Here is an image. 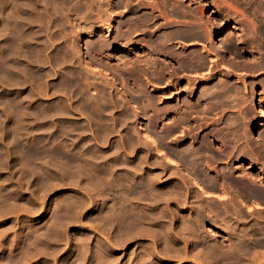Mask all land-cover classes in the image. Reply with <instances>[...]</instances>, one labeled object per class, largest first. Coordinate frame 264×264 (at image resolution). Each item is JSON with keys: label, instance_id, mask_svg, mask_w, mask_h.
<instances>
[{"label": "rangeland", "instance_id": "obj_1", "mask_svg": "<svg viewBox=\"0 0 264 264\" xmlns=\"http://www.w3.org/2000/svg\"><path fill=\"white\" fill-rule=\"evenodd\" d=\"M1 2H0V4L4 1V2H6L5 0H0ZM10 2V8H8V11H13V7L15 8L14 9V11H13V13H12V11L11 12H9V13H12V16L13 15H16V14H18V15H16V17L17 16H26V15H28V17H27V19H25L26 17H24L23 16V18H24V25H23V29H22V32H26L27 30L28 31H30L29 33L31 34V33H34L36 36H33L34 38L36 37V39L33 41V40H30V42L31 41H33L32 43H30L29 42V40H28V42L26 41H24L25 42V44H24V42H23V45H26L25 46V49H24V46H22L23 47V53H24V55H25V50H27V49H31L32 48V46H35L36 48L35 49H37V46H38V48H39V46H40V49L43 51L44 50V48L45 47H47L48 45H50L51 44V41H48V39L50 40V38L52 37V39L53 40H57V41H59V39L60 38H62V41L60 40L59 42H57V41H53L52 39V43H54V45L52 46V44H51V46H49V47H47V48H45V50H48V51H45L44 50V52L46 53V56H48V55H54V56H50L51 57V60H49L48 59V61L46 62H44V61H42V59L41 60H38V64H40V66H39V68L41 67V66H43V68L41 67L40 69H33L30 73L31 74H35L34 76H32V75H30V73L27 75V77L25 76H23V75H20V80H21V78H22V83L21 84H19L20 82H18L19 81V72H20V70L19 69H17V68H20L21 66H19V67H17V68H15L16 69V72H15V70H14V68L12 69V70H14L13 71V73L11 74L12 76H10V78H12V79H15V78H17L16 80H18L17 82H18V85H17V82L15 83V81L16 80H12L11 82H10V80H8L6 83H8V84H6V85H4L5 84V81H6V78L5 77H7V75L9 76V74H7V73H5L4 75H5V77L4 76H2L3 75V72H5L4 71V68H3V71H1L0 73L2 74H0V81H1V84H0V199H1V197H3V199H1V203L3 204H7V206H9V204L8 203H11L12 201H17L16 202V206H15V204H13L14 202H12V205H13V207L15 208L16 207V209H14L13 207H10L9 208V210H6V205H3V207H4V209H3V207H1V212L2 211H4V210H6V212L4 211V213L2 212V213H0V264H9V260H10V258L13 256V257H15L16 255H19V254H21L20 252H22V251H25V250H22V249H26V245H28V243H31V241H33L34 239H35V237H40V236H42V237H44L45 235V237L47 238L48 237V235H50V233L49 232H51V231H49L50 229H49V227H57L58 225L57 224H55V222H58V224H59V221H58V219H59V217L63 214V213H61L63 210H64V212H65V210L67 209L66 208V206L67 207H69V205H71V204H73V201L75 200V199H77L78 201H74L75 203H77L78 202V207H77V204H73V206L76 208V212L78 213L77 215H79V216H77V215H75L76 217H75V219L73 220V221H70V224L68 225V226H66L65 227V230H64V233H65V235L66 236H68L69 237V240L70 241H68V243H66V242H64V243H62L61 245H59V246H57V247H55L54 249H51V250H47V247L45 246V244L44 245H41V246H37L38 247V249L40 250V253H39V255L37 256V257H35V258H31V260L29 259V260H27V261H25L23 264H99V261H100V259H99V254H100V252H102L103 254L105 253V252H103L104 250H102L103 248H102V246H109L110 247V249H109V251H110V253H109V255L108 256H110V257H112V259L110 258V263L112 264L113 263V261H114V263L113 264H134V263H138V264H141V262H137V260H139V261H142V260H144V259H147L146 257H143L144 256V253H143V249H144V246H146V245H149V244H147V243H150L151 241H150V239H145L144 241H139V240H132L130 243H128V244H126V245H121V244H117V243H115L114 242V240H112V239H110L112 242H113V244H112V242L110 243L109 241H107L106 239V237L108 236L107 235V233H106V231L105 230H103V231H105V233H103L102 232V230H100L101 229V227H98L99 225H98V222H97V220H96V222L95 221H93L94 220V217L95 216H99V217H101V216H103L104 215V212H103V210L102 209H104V208H101V207H103L101 204H100V202L99 201H97V200H95V197H93L92 196V199H90L89 197H88V195H87V191H86V186H85V184H83V183H85L84 182V180L83 179H81L80 181H73V180H70L69 179V177L70 176H68V179H67V177H65V175H66V173H67V175H69L68 174V172L70 173V171H71V169H70V167H68L69 169H66L68 172H66V170L64 171V169L65 168H67V167H62V166H60V160L58 159V158H60V159H64V158H69V159H73L72 161H76L75 159L76 158H78V161L80 162V164H79V162L78 161H76V162H70L72 165L74 164V166H75V164H77V165H82L83 163H85L86 161H85V158H86V156H88V157H91L90 159H91V161H92V157H94V154H95V158H93L94 160H95V162L93 163V161L91 162V167L94 169L93 171H95L96 173H97V176L95 175L96 173L95 172H93V171H91L90 172V169H89V171L87 172V173H89L90 175H93L94 174V176H96V177H100L99 175H105V177H106V173H105V169H107L109 166H108V164H110V165H112L113 166V172H112V175H114V177L116 178V175L118 174V177L116 178V179H118V178H120V176H121V174L120 173H118V172H123V168H124V166L126 167V168H130L131 166V169L133 168V170H134V173H133V171H132V175L133 174H135L136 172H138V170L139 171H141V173H142V175H148V176H153V175H161V177H160V180L161 181H158V182H155V185H157L156 187L157 188H160V189H162V190H164V192L167 190H169V189H167V186H168V188H170V187H172V186H174V185H178V184H180V183H182L181 182V180H180V178L179 177H177V178H175L174 176H171L170 175V173L173 171V169H170V168H166V167H164L163 165H156L155 163L156 162H158V163H162V162H164V159L161 157L160 158V156L158 155V153H157V151H158V149L155 147L154 148V146L151 144V143H149V141H148V139H147V137L148 136H146V134H148L149 135V133L148 132H150V135H153L154 134V137H156L155 139L157 140V142L159 143V141H160V144H161V146H160V144H159V149L160 150H170V149H172V146H173V144H174V142H176L175 141V136H177L179 133H181V132H178V134L177 133H170V132H168L167 133V131H170L169 130V128H171L174 124L175 125H179L180 127H182V122L180 121V120H183V119H187V117H188V115L190 116V117H188V120L187 121H185V122H183V125H184V123H185V125H184V128H186V129H188V128H190V127H194L195 129L193 130V132H191L190 134H188L182 141L183 142H181V145L182 146H180V147H189L190 145H192L194 142L196 143L195 144V146L197 147V145H199V142L202 140V137H203V139L205 138V136H207V134L208 133H210L212 136H210L208 139H209V141L211 142V140H212V143H210L211 145H209V150L207 151V153H208V155L205 153V157L202 159V160H204V162H205V168L204 169H208V170H210L211 172H210V174L212 175V176H217V177H219V178H223V177H227V176H230V177H237V176H239V177H237V178H243V177H247V175L249 176L250 175V177H252V179H253V181H252V185L253 186H255V187H261V185L262 186H264V152H262L261 150H258L256 147V145H257V143L259 142V139H257V137H258V135H259V127H257L258 126V123L260 122L259 120H261V112H259L258 111V109L260 108V103H262L263 101H264V52H263V50L261 51V49H259V46L257 45V40H252L251 38H252V35L251 34H253V30H252V28L251 27H253L254 28V24L255 23H259V18H260V16H261V20L262 21H264V18H263V16H264V14L262 15L261 14V12L262 13H264L263 11H262V9L264 10V6H262L257 0H245V1H243V0H237V1H235V0H232V1H230V0H185V1H183V0H178V1H176V0H155V2H154V0H152V2H151V0H136V1H141V3H136V1L134 2L133 0H100L99 2L102 4L101 6H100V8H103V9H100V8H95L94 6H98V5H100V4H98L99 2H98V0H94V3L92 2V0H89L88 1V3H86L87 2V0L86 1H84V2H81V1H83V0H72V1H68L67 3L68 4H66L65 3V1L66 0H55L53 3H55V2H60V4L62 5H64V3L67 5V6H69L68 8H69V10H67L68 8H66L65 7V5H64V9L66 10V11H68V12H66L65 10H63V9H61L60 7H62V6H54V5H49V2L51 3L52 1L51 0H38V2H37V4H38V7L37 8H39L38 9V12L40 11V13H37L39 16H40V14L41 13H43V12H46V13H43V14H41V15H48L47 13H49V14H52L53 13V15H54V17H55V19H56V21H54V22H56L54 25H53V23L54 22H52V20H51V22L52 23H50V20L48 19V16H44L45 17V20H44V17L43 16H41L40 17V20L42 19V20H44V24H43V22H40L39 21V18L38 17H36L35 16V12H34V10H33V5L32 4H34V2H35V0H24V2H23V0H19L20 1V3L24 6V5H26V6H20L19 4V1H17V0H14L15 2H14V4H16L15 6H13L14 4H12L11 2H13V0L11 1V0H9ZM25 1H26V3H25ZM64 1V2H63ZM78 1H80V2H78V5L80 4V3H85V5H88L89 7H91V8H88V6H86L87 7V9H88V11H92L91 9L92 8H94L93 10L95 11V12H98L99 14H97V13H95L94 11L92 12V13H90V12H88L87 11V9H86V11L88 12V14H87V12H85L84 14H85V19L87 20V21H89V23L85 20L84 21V16H83V18L82 17H80L79 15L82 13V11H75V9H76V4H77V2ZM102 1V2H101ZM130 1H133V3L132 2H130ZM144 1V2H143ZM158 1V2H157ZM166 1V2H165ZM210 1H211V3H210ZM226 1V2H225ZM240 1V2H239ZM250 1H251V3L252 4H250ZM253 1H255L254 3H253ZM3 2V3H4ZM18 2V3H17ZM29 2V3H28ZM31 2V3H30ZM69 2H73V3H69ZM91 2V3H90ZM96 2V3H95ZM109 2V3H108ZM112 2H115V3H112ZM116 2H118V4L116 5ZM124 4H123V3ZM125 2H127L126 4H125ZM129 2L131 3L130 4V6H129V8L127 7L128 5L127 4H129ZM143 2V3H142ZM161 2V3H160ZM162 2H163V4H162ZM173 2V3H172ZM176 2V3H175ZM230 2H232L231 4H232V6H231V4H230ZM237 2H239V3H237ZM247 2V4H245ZM249 2V3H248ZM2 3V4H3ZM41 3V4H40ZM89 3H90V5H89ZM93 3V4H92ZM112 3V4H111ZM135 3H136V5H135ZM150 3V4H149ZM152 3H154L153 5L154 6H151L152 5ZM159 3H160V5L162 6V8H163V10H161L162 12H160V8H161V6H158L159 5ZM165 3H168V5L170 4H173V5H171V6H173V8L172 7H170V6H168L167 4L166 5H164ZM180 5H179V4ZM225 4L226 6H222L221 4ZM235 3H236V7H234L235 6ZM12 4V5H11ZM19 6H18V5ZM29 4H30V6H29ZM45 4V5H44ZM46 4H48V5H46ZM55 4H58L59 5V3H55ZM69 4H72V5H75V6H72L71 5V9H70V5ZM97 4V5H96ZM109 5V7H108V5ZM121 4V5H120ZM133 4V5H132ZM141 4V7H139V5ZM174 4H176V5H174ZM214 4V5H213ZM218 4V5H217ZM230 4V5H229ZM237 4H239L241 7H242V5L243 6H245V5H248V6H246V7H238V5ZM257 5V4H260L261 6H259L258 8H257V10H259V8H260V12H258V11H255V13H254V10H253V7H254V5ZM41 7H40V6ZM91 5H93V7L91 6ZM107 7H106V6ZM118 5H120L121 7H119ZM122 5H124V6H122ZM126 5V6H125ZM135 5V6H134ZM145 7H144V6ZM147 5V6H146ZM156 5V6H155ZM185 5V6H184ZM221 5V6H220ZM234 5V6H233ZM13 6V7H12ZM17 6H18V8H22L21 10H22V14L20 13V11L21 10H19V11H16V10H18V8H17ZM105 6V7H104ZM117 6H118V8H117ZM174 6L177 8V9H175L174 8ZM177 6H182V7H180L182 10H185L186 11V13L183 15L184 16V18H180V17H183L182 15L180 16V13H176L175 11L177 10H179V11H182L179 7H177ZM216 6V7H215ZM217 6H218V9H217ZM1 8H0V20H2V21H0V22H2L3 23V15H4V17L5 16H7L6 14H8V12H7V10L4 12V10L2 9L3 8V6L1 5L0 6ZM28 7V8H27ZM30 7V8H29ZM55 7H59V10L57 9V8H55ZM74 9H73V8ZM99 7V6H98ZM126 7L129 9H127L126 10ZM133 7V8H132ZM138 8V9H136L135 10V8ZM143 7V8H142ZM148 7V8H147ZM153 7V8H152ZM156 7V8H155ZM167 7V8H166ZM248 7H249V9H248ZM250 7H251V9H250ZM262 7V8H261ZM12 8V9H11ZM31 8H32V10H31ZM44 8H45V10L47 9H49L48 11L46 10H44ZM104 8L106 9V11L105 12H103L104 11ZM110 8H111V10H110ZM116 8V9H115ZM230 8V9H229ZM235 8H240V9H235ZM24 9H25V11H24ZM95 9H97L98 11H96ZM99 9L102 11H99ZM113 9V10H112ZM116 11H115V10ZM133 9V10H132ZM146 9V10H145ZM151 9H153L152 11H151ZM156 9V10H155ZM165 9H167V10H165ZM170 9V10H169ZM171 9H173L172 11H174L173 13L174 14H177V15H173V16H175V17H177L178 18V16H179V18L178 19H175V17H173L172 16V11H171ZM187 9V10H186ZM217 9V10H216ZM234 9V10H233ZM245 11V12H243V10ZM248 9V10H247ZM2 10H3V12H2ZM30 11V13H31V11H32V13L30 14L29 13V11ZM43 12H42V11ZM55 11V13L54 12H52L51 13V11ZM61 10V11H60ZM63 10V11H62ZM73 10L75 11L73 14H71L70 12H73ZM137 10H138V12H137ZM154 10H155V12H154ZM164 10H165V12H166V14H164L165 12H164ZM199 10V11H198ZM219 10V11H218ZM221 10V11H220ZM228 10V11H227ZM235 10H236V12L238 13H236L235 12ZM250 10V11H249ZM26 11H28L27 13H26ZM50 11V12H49ZM59 11H60V13H59ZM110 11H112V12H115V13H112V12H110ZM127 11H131L130 13L129 12H127ZM136 13H135V12ZM171 13H170V12ZM187 11H190V12H187ZM191 11H193V13L196 15H194L193 13H191ZM242 11V12H241ZM253 11V12H252ZM14 12L16 13V14H14ZM17 12H19V13H17ZM25 12V13H24ZM79 12H81V13H79ZM84 12V11H83ZM108 12V13H107ZM123 12H125V14L123 13ZM133 12V13H132ZM145 12V14H147V13H149V14H151V15H147V16H149L148 17V19L147 20H149L151 17V19H150V21H151V23H150V21H147L145 18L147 17L145 14H143ZM147 12V13H146ZM164 12V13H163ZM196 12V13H195ZM248 12H249V14L251 13V16L250 15H248ZM258 14H257V13ZM62 13L64 14L63 16H62ZM93 13H94V16H93ZM102 14V16L101 17H103V15H105V14H108L107 16L105 15L104 17H106L105 19H106V22H108V23H105V19L103 18V20H101V17L99 16V15H101ZM109 13H110V15H109ZM187 13H189V16H188V14ZM243 13H245V14H243ZM254 13V15L252 16V14ZM3 14V15H2ZM20 14V15H19ZM26 14V15H25ZM57 14V15H56ZM59 14V15H58ZM66 14V15H65ZM71 14V15H70ZM76 14L79 16V18L80 19H82V20H80L79 18H77V16H76ZM96 14H97V16H99L98 18L96 17ZM114 14V15H113ZM116 14V15H115ZM121 14H122V16H121ZM135 14V15H134ZM142 14V15H141ZM152 14H153V16H156V17H154L153 18V16H152ZM169 14H171V16L173 17H171ZM187 14V16H185ZM192 14V15H191ZM199 14V15H198ZM258 15L257 17H258V20L256 19V17H255V15ZM260 14V15H259ZM10 15V14H9ZM30 15V16H29ZM37 15V16H38ZM68 15V16H67ZM72 15H73V17L75 16L76 17V19H71V18H73L72 17ZM88 15V16H87ZM92 15V19H94L95 20V22L94 21H92V19H88V18H90L89 16H91ZM125 15H127V16H125ZM137 15V16H136ZM138 15H140V16H138ZM144 15V16H143ZM159 15H160V17H159ZM163 15L165 16H167V18H169L168 20L166 19V18H163ZM190 15L191 16H194V18L195 19H197V20H195V23H193L194 22V18L193 17H190ZM239 15V16H238ZM241 15V16H240ZM58 16V17H57ZM64 16L66 17V18H64ZM81 16H82V14H81ZM111 16V17H110ZM122 18H121V17ZM129 16V17H128ZM131 16H133V17H131ZM143 17V18H141L142 19V22L143 21H145L146 20V22H143V24H145V25H143L144 27L143 28H141L142 26H141V23L139 22V23H137L139 26L137 27V25H133V22L135 23V22H138V19H140V18H138V17ZM165 16V17H166ZM198 16V17H197ZM244 16V19L242 18ZM245 16H248V18L247 17H245ZM252 18V20H251V18ZM13 17H15V16H13ZM31 17H32V19H31ZM34 17V18H33ZM35 17L37 18V20L39 21V24L40 23H42V25L40 24H38V21H36V19H35ZM60 17H62L63 19H64V21H63V19H61ZM74 17V18H75ZM107 17H109V19L107 18ZM130 17H131V20H130ZM190 18L189 20H188V18ZM197 17V18H196ZM199 17H200V19H199ZM202 17V18H201ZM97 18V19H96ZM100 18V19H99ZM120 18V20H119V23H117L118 21V19ZM125 18V19H124ZM127 18V19H126ZM136 18H137V20H136ZM156 18V19H155ZM161 18V19H160ZM187 18V19H186ZM192 18V19H191ZM240 18L242 19V20H240ZM57 19H59V21H60V19L62 20V21H60L59 23H57L58 21H57ZM65 19H67L68 21H70V22H67V20L65 21ZM72 21H71V20ZM78 19V20H77ZM99 19V20H98ZM115 19V20H114ZM140 19V20H141ZM182 19H184V21L186 20V22L184 23L183 22V24H182ZM245 19H247L246 21H245ZM256 21H254V20ZM80 20V21H79ZM112 20V21H111ZM114 20V21H113ZM124 20V21H123ZM129 22H128V21ZM173 20V21H172ZM176 20H178V21H180L181 20V22H178V21H176ZM193 20V21H192ZM201 20H204V22L203 21H201ZM28 21L30 22V23H28ZM31 21H34L33 22V24H31L32 22ZM85 23H84V22ZM90 21H91V23H90ZM98 21H102V22H98ZM121 21H123L122 23H121ZM127 21V22H126ZM163 21H164V23H163ZM187 21H188V25H187ZM197 21H198V23H197ZM199 21H201V22H199ZM205 21H206V23H207V21H209L208 23H211L212 25H209V27H208V25L205 23ZM240 21H242L241 23H240ZM247 21H249V24H248V22ZM258 21V22H257ZM45 22H47V23H45ZM62 22H64V23H62ZM65 22H67L66 24H65ZM74 22V23H73ZM80 22V23H79ZM87 22V23H86ZM94 22V23H93ZM98 22V23H97ZM106 24H104V23ZM149 22V23H148ZM156 22V23H155ZM159 22H161V23H159ZM166 22V23H165ZM171 22V24H172V22H173V26L171 25V24H169ZM176 22H178V23H176ZM247 24H246V23ZM252 22H255V23H252ZM2 23H0V26H1V31H0V34L3 32L2 31V27H4V26H2ZM26 23L28 24V25H26ZM34 23H36V25L37 26H32V25H35ZM70 23H72L73 24V26H72V24H70ZM82 23H83V25H82ZM99 23H101L102 25L100 26V24ZM113 23V24H112ZM125 23V24H124ZM128 25H127V24ZM131 23H132V25H131ZM205 23V24H204ZM250 23L251 24H253V25H250ZM4 24V23H3ZM30 24H31V29H29V26H30ZM50 24V25H49ZM78 24V25H77ZM82 26H81V25ZM91 24V25H90ZM94 24V25H93ZM95 24H99L98 26H96ZM111 25L112 27L111 28H109L108 27V25ZM118 24V25H117ZM136 24V23H135ZM155 24V25H154ZM158 24V25H157ZM160 24V25H159ZM162 24V25H161ZM166 24H168V25H166ZM179 25L178 27L177 26H175V25ZM191 26H190V25ZM193 24H195L196 26H195V28H198V26H199V24L202 26V28H203V26H205L204 28H208V30H209V28H210V31H208L207 29H206V31H208L207 33H209V34H207V35H209L208 37H207V40L208 41H210V42H208L207 40L205 41V40H203V39H200V38H194L195 36H192V34H194V32L197 30H195L194 31V25ZM203 24V25H202ZM235 24H238L239 25V27L240 26H242V27H244V28H242V32L240 31V32H237V33H235L234 35H230V34H228V31H229V29H230V27L231 26H233V25H235ZM257 24H255V25H257ZM260 24V23H259ZM258 24V25H259ZM47 25V26H46ZM57 25V26H56ZM61 26V28H62V30H61V28H60V26ZM63 25V26H62ZM116 25H117V27H116ZM119 25H120V29H118L119 28ZM121 25H122V27H121ZM124 25V26H123ZM126 25V26H125ZM130 25V26H129ZM151 25H154V26H152L151 27ZM157 25V26H156ZM171 25V26H170ZM183 25H187L189 28H191V30L188 28H186L185 26H183ZM193 25V26H192ZM206 25H207V27H206ZM214 25V26H213ZM217 25V26H216ZM257 25V26H258ZM38 26H40L41 28H39V29H41L39 32H38ZM52 26V27H51ZM54 26V27H53ZM71 26V27H70ZM78 26V27H77ZM87 26V27H86ZM88 26H91V27H88ZM96 26V27H95ZM103 26V27H102ZM133 28H132V27ZM141 26V27H140ZM159 26V27H158ZM160 26H162V28L164 29H162ZM182 27V30H180L181 29V27ZM212 26V27H211ZM256 26V27H257ZM48 27H50V29L48 28ZM57 27V28H56ZM60 28V30H59V28ZM66 27V28H65ZM77 27V30H76V32H75V28ZM104 27H106V28H104ZM126 27H128V28H126ZM132 29H131V28ZM151 27V28H150ZM154 27V28H153ZM164 27H166V28H164ZM169 27H170V29L171 30H173V31H171L170 29H169ZM173 27V28H172ZM250 28V32H252L251 34H249V28ZM26 28V29H25ZM48 28V29H47ZM73 28V29H72ZM87 28H89V31L87 30ZM108 28V29H107ZM117 30H116V29ZM136 28V29H135ZM138 28V29H137ZM139 28H141L140 30H143V32H140V30H139ZM180 28V29H179ZM203 28V29H204ZM47 29V30H46ZM78 29H82V30H78ZM87 30V31H83V30ZM101 29V30H100ZM105 29V30H104ZM126 30V29H131L130 31L129 30H126V31H122V30ZM134 29H135V31H134ZM156 29V30H155ZM166 29V30H165ZM179 29V30H178ZM34 30H36V31H34ZM43 30V31H42ZM50 30V31H49ZM98 30V31H97ZM116 30V31H115ZM139 30V31H138ZM146 30V31H145ZM147 30H149V31H147ZM151 30H152V32H151ZM153 30H155V31H153ZM168 30H170L171 32V39H172V37L174 38V37H176L175 36V34H177V30H178V34H181V32H182V34H183V32L185 33V32H188L190 35V37H187L188 39H186L185 37H183L182 36V34L181 35H178L177 34V38L178 39H175L174 38V40L172 39V42L170 41L169 42V44H171L172 45V51H174V52H172V54H170V55H168L167 54V50H165L166 51V53L165 54H163V53H161V55H158V56H155V54L153 53V56L151 57V59L153 58V60L156 62V66L154 65L153 67H154V69L152 68V66L148 69V68H146L145 69V67H149L150 65H149V62H142L143 64H141V65H144V66H141V68H142V70L141 71H139V73H135L136 71H134L133 72V70L129 73V72H127V71H129L130 69H131V66H129L128 65V67H124V65H122V66H120L121 65V61L124 63V61H131L130 63H132V62H134V57H136L137 59H135V60H139V58H140V60L139 61H143L144 59L145 60H148L149 59V57H148V54H146L147 53V51H148V49L151 47H153V44L152 43H154L155 42V40L162 34V33H164L165 35H167V38L166 39H170V37H168V33H169V31ZM27 31V32H28ZM33 31V32H32ZM77 31H78V33H77ZM100 31V32H99ZM102 31V32H101ZM105 31V32H104ZM107 31V32H106ZM115 33H114V32ZM118 31H121V32H118ZM132 31H134V32H132ZM159 33H158V32ZM165 31H167L166 33H165ZM192 31H194V32H192ZM38 32V33H37ZM43 34H42V33ZM82 32V33H81ZM113 32V33H112ZM127 32V33H126ZM129 32V33H128ZM147 32H150V33H147ZM173 32H176L175 34L173 33ZM190 32H192V33H190ZM211 32V33H210ZM38 34V36H37V34ZM40 33H41V36H40ZM47 33V34H46ZM65 33V34H64ZM116 33H117V35H116ZM122 34L123 36H121V35H119V34ZM132 33V34H131ZM134 33V34H133ZM137 33V34H136ZM141 33V34H140ZM170 33H169V36H170ZM172 33H173V35L174 36H172ZM240 33V34H239ZM243 33H244V35H243ZM246 33L248 34V36H246ZM3 34V33H2ZM13 34V33H12ZM50 34V35H49ZM61 34V35H60ZM106 34V35H105ZM136 34V35H135ZM146 34V35H145ZM147 34H149V35H147ZM157 34H160V35H157ZM210 34H211V37H210ZM237 34H239V35H237ZM24 35V34H23ZM56 35V36H55ZM77 35V36H76ZM121 37V40H120V38H118L119 36ZM131 35V36H130ZM219 35V36H218ZM228 35V36H227ZM243 35V36H242ZM251 37H250V36ZM40 36V37H39ZM63 36H64V38H63ZM112 36V37H111ZM127 36H128V38H127ZM130 36V37H129ZM141 36V37H140ZM163 36V38H164V35H162ZM161 36V37H162ZM179 36H181V37H183V38H185V39H183V38H181V37H179ZM49 37V38H48ZM118 39H116V38ZM125 37V38H124ZM132 37V38H131ZM134 37V38H133ZM143 37V38H142ZM227 37V38H226ZM243 37H244V39H243ZM246 37H247V39H246ZM250 37V38H249ZM111 38V39H110ZM127 38V39H126ZM131 38V39H130ZM144 39V40H142V39ZM151 38H156L155 40L153 39H151ZM194 38V39H193ZM210 38H211V40H210ZM223 39L222 41L224 42V45L226 46L225 48L227 49V51H228V54H225V55H218V54H216L215 52L214 53H211V55H209V56H207V54L204 52V50L202 51V49L204 48L205 49V46H206V49L208 48V51H210V50H212V47H213V44H214V42L216 41V40H219V39ZM226 38V39H225ZM40 39H41V42H43L44 40H46L48 43L50 42V44H47V42L45 43V42H43V44L42 45H39V41H40ZM150 39V40H149ZM199 39V40H198ZM227 39H229L228 41H227ZM36 40H38V41H36ZM64 40H65V42H64ZM71 40V41H70ZM105 40V41H104ZM109 40H112V41H110L109 42ZM117 40V41H116ZM123 40H125V41H123ZM128 40L130 41V43L128 42ZM133 40H135V41H133ZM137 40V41H136ZM152 40V41H151ZM176 40V41H175ZM201 40V41H200ZM247 40H249L248 41V43H247ZM252 40V41H251ZM38 43V45L37 44H35L36 42ZM95 41V42H94ZM103 41L104 42H109V43H112L113 41H115V43L114 44H112L108 49H106V50H103V52H101L102 50H100L99 52H98V54H97V51H95V53H94V51L92 52L90 49H93L94 47H92L93 46V44L95 43H103ZM133 41V42H132ZM140 41H142V43L140 42ZM145 42V44H144V42ZM149 41V42H148ZM207 43H205V42ZM211 41H213V42H211ZM242 41H244V42H242ZM2 42V43H1ZM5 39L2 37H0V45H2L3 43V45L2 46H0V51L1 52H3V50H5V46L4 45H6L5 44ZM56 42V43H55ZM73 44H72V43ZM92 42H93V44H92ZM127 42V45H125V44H123V43H126ZM250 42V43H249ZM7 43V42H6ZM58 43V44H57ZM60 43H62V44H64L63 46H62V44L61 45H59ZM69 43H70V45H69ZM90 43V44H89ZM149 43L150 44H152V45H149ZM210 43V44H209ZM213 43V44H212ZM248 45H247V44ZM253 44V46H252V44ZM29 44H31V45H29ZM69 45L70 47H67V45ZM88 44V45H87ZM144 44V45H143ZM184 44V45H183ZM190 44V45H189ZM202 44H203V46H202ZM255 44V45H254ZM29 45V48H26L27 46ZM37 45V46H36ZM57 47H59V48H57ZM87 45V46H86ZM91 46V48H90V46ZM251 45V46H250ZM257 45V46H256ZM7 46V45H6ZM43 46V47H42ZM86 46V47H85ZM126 46V47H125ZM140 46V47H139ZM146 46V47H145ZM147 46H149V48L147 47ZM212 46V47H211ZM236 47L237 49H239V48H241V49H239L237 52H235V50H234V47ZM251 48H250V47ZM2 47H3V49H2ZM31 47V48H30ZM63 48V50L65 49V51H61L62 50V48ZM67 47V48H66ZM232 47H233V49H232ZM56 48V49H55ZM69 48V49H68ZM86 48V49H85ZM88 48H90V49H88ZM128 48V49H127ZM131 48V49H130ZM135 48V49H134ZM150 48V49H151ZM183 48H184V50H183ZM250 48V49H249ZM52 49V50H51ZM57 49H61V50H58L59 51V53H60V55H58L59 53H56V52H58L57 51ZM128 50L127 51V54L126 53H116V51H119V50ZM145 49V50H144ZM32 50V49H31ZM56 50V52H54V51ZM67 50H69V51H67ZM71 50H73L74 51V54L72 55V56H70V58H68L67 57V62H71L72 61V63H67L66 62V60H64L63 61V58H61L62 57V55H64L65 54V52H69L70 53V51ZM90 50V51H89ZM232 50H234V51H232ZM251 50V51H250ZM253 50V51H252ZM257 50V51H256ZM259 50H260V53H259ZM51 51H53V52H51ZM72 51V52H73ZM139 51V52H138ZM143 51H145V52H143ZM256 51V52H255ZM63 52V54H61ZM71 52V53H72ZM76 52V53H75ZM132 52V53H131ZM179 52V53H178ZM180 52H181V54H180ZM187 52V53H186ZM212 52V51H211ZM231 52V53H230ZM261 52H262V54H261ZM22 53V54H23ZM41 52L39 51V55H40V58H41V56H43V55H41L40 54ZM54 53V54H53ZM91 53V54H90ZM141 53V54H140ZM185 53V54H184ZM202 53V54H201ZM232 53H234V55H232ZM261 54V55H259V54ZM44 54V53H43ZM97 54V55H96ZM113 54H114V56H113ZM118 54V55H117ZM122 54V55H121ZM136 54V55H135ZM145 54V55H144ZM163 54V55H162ZM173 54H174V56H173ZM183 54V55H182ZM186 54H188V55H186ZM193 54V55H192ZM197 54H200V55H197ZM205 54H206V56H205ZM24 55H22L23 57H26L27 56V54H26V56H24ZM45 55V54H44ZM56 55H58L60 58H61V60L63 61V62H65V63H63L61 60H60V63H58V60H59V57L58 56H56ZM74 55L76 56V57H74ZM87 55V56H86ZM94 55V56H93ZM132 55V56H131ZM139 55H141V56H139ZM177 55V56H176ZM182 55V56H181ZM91 56H92V59H91ZM118 56L120 57V60H119V58H118ZM125 56V57H124ZM147 56V57H146ZM164 56V57H163ZM167 56H169V57H167ZM170 56H173V57H170ZM179 56V57H178ZM181 56V57H180ZM187 56L189 57V59L187 58ZM195 56V57H194ZM201 56H203V57H201ZM212 56V57H211ZM231 56V57H230ZM257 56H259V57H257ZM49 57V56H48ZM47 57V58H48ZM54 57V59H52ZM71 57H72V60H71ZM122 57V58H121ZM129 57V58H128ZM216 57V58H215ZM234 57V58H233ZM96 58H98V60L99 61H97V59ZM114 58H116V59H114ZM126 58V59H125ZM155 58H158V59H160V60H156ZM172 58V59H171ZM180 58H182V59H184L183 61H185V62H187L188 60L191 62L192 60L194 61V63H192L193 64V66H192V64H190L189 63V61L187 62L189 65L188 66H190L189 67V69H188V66H185L184 65V69L186 70H184L183 71V73L181 72L182 70H183V68L180 70V72H178V74H176V76H173V77H175V78H173V77H170L171 76V68H174V67H176L177 66V63H175V61L177 60V59H180ZM193 58V59H192ZM198 58V60H200V59H206V60H209L210 58L211 59H213V58H215V60H217L218 62H219V64H221L220 66L221 67H218L217 69H215V71H217V73L215 74V75H213V76H210L207 72L209 71L208 70V68H209V66H210V64L208 63V64H206V66H204L203 68H200V62H201V60L200 61H197L196 59ZM221 60H220V59ZM229 58H231V59H229ZM236 58V59H235ZM20 59H22V57L20 58ZM57 61H56V60ZM68 59H70L69 61H68ZM75 59V60H74ZM128 59V60H127ZM132 59V60H131ZM186 59H188V60H186ZM233 59V60H232ZM0 60H2V61H4L3 59H0ZM53 60L55 61V62H57L56 64H52V62H53ZM80 60V61H79ZM173 60V61H172ZM175 60V61H174ZM1 61V62H2ZM44 63V65H43V63ZM79 61V63H77V62ZM87 61H89L88 63H87ZM91 61V62H90ZM161 61V62H160ZM192 61V62H193ZM222 61V62H221ZM0 62V63H1ZM5 62V61H4ZM4 62H2L1 63V66H0V68L1 67H4V65L5 64H7L6 62H5V64H4ZM40 62V63H39ZM49 62V63H48ZM74 62H76L77 64H75ZM81 62V63H80ZM88 64H86V63ZM95 62V63H94ZM102 62H105L104 64L102 63ZM159 62V63H158ZM163 62V63H162ZM168 62V63H167ZM198 62H199V64H198ZM221 62V63H220ZM225 62H227V63H225ZM246 64H245V63ZM41 63H42V65H41ZM61 63H63V64H61ZM90 63V64H89ZM107 63V64H106ZM162 63V64H161ZM167 63V64H166ZM173 63H175L174 64V67H173ZM228 63H233L231 66L232 67H230V65H228ZM242 63H244V64H242ZM250 64V66L248 65V64ZM45 64H49L48 66L50 67V69H49V67H47V65H46V67H44L45 66ZM58 64V65H57ZM59 64L61 65V66H59ZM66 64V66H64ZM74 65L75 66V68L72 66H68L67 67V65ZM80 65V67H79V65ZM110 64V65H109ZM161 64V65H160ZM226 65V66H224V65ZM9 65H12L13 66V64H8V66ZM52 67H51V66ZM59 66V68L56 70V67L57 66ZM82 65L84 66L82 69L84 70V68L86 67L87 69H92L91 71L92 72H95V68H96V73H92L90 70L89 71H87L86 70V68H85V70L87 71V72H89V73H82L81 72V67H82ZM86 65V66H85ZM107 65V66H106ZM116 65H117V67H120V68H118V70H115V69H117V67H116ZM149 65V66H148ZM163 65V66H162ZM176 65V66H175ZM235 65V66H234ZM239 65V66H238ZM243 65H245V66H243ZM8 66L7 65H5V68L7 67V69H9L8 68ZM56 66V67H55ZM77 66H78V68H77ZM102 66V67H101ZM105 66L106 67H108V68H106V70H105ZM160 66H161V68L162 69H159L160 68ZM195 66V67H194ZM247 66L248 67H251V68H253V67H255V69H251V68H247ZM88 67H90V68H88ZM93 67H94V69H93ZM101 67V68H100ZM116 67V68H115ZM157 67V68H156ZM159 67V68H158ZM171 67V68H170ZM193 67V68H192ZM238 67V68H237ZM239 67H240V69H239ZM245 67V68H244ZM68 68H69V71H71L70 73H72V71H73V69L72 68H74V69H76V71H77V69H79L77 72H80V74H85V76H87L88 74L90 75L89 77L90 78H92L91 79V81L93 80V82L92 83H94V81H95V86L94 85H92V83H91V85H90V78H88V76H87V78L89 79H87V81H86V83L89 85V86H91L92 88H95L96 90H92V91H90V95H92V93H94L93 95H92V97H97V101L96 102H98V105H97V103H95L94 105L96 106H94V108L95 109H93V112H92V114L94 113V112H96V114H93V116H90V115H92V114H90V112H89V114H85L86 112L88 113V111H86V109H81V108H79V107H81V105L80 104H83V100H81L80 98H78V96H76V94L74 93L73 94V92L71 93V92H69V93H71V95H69V93L67 92V90L68 91H70L68 88H66V91H64V89L63 88H65V87H63V88H61L62 87V85H61V83H60V81L62 80V77H63V74L65 73L64 72V69H65V71L66 70H68ZM112 68V69H111ZM123 68H124V71L128 68L129 70H126L125 72L123 71ZM191 68V69H190ZM226 68H227V70H226ZM236 68V69H235ZM247 68V69H246ZM259 68V69H258ZM21 70H23L22 68H20ZM49 70V71H51V72H49V73H51L50 75H51V77H49L50 75H47V77H48V79H47V77L45 78V74L43 73V72H45L46 74H49L48 72H47V70ZM99 69V70H98ZM103 69H104V71H103ZM119 69H121V70H119ZM159 69V71L162 73V75H160L159 73L160 72H158L157 70ZM168 69H169V72H167L168 71ZM188 69V70H187ZM233 71H232V70ZM250 69V70H249ZM1 70H2V68H1ZM10 70H11V67H10ZM19 70V71H18ZM35 70V71H34ZM38 70H40V71H42L41 73H43V74H41L40 73V75L38 74L37 75V73L39 72ZM59 70H61V73L59 72ZM84 70V71H85ZM102 71V73H99V72H101ZM161 70H165L164 72L163 71H161ZM167 70V71H166ZM201 70V71H200ZM229 70H231V71H229ZM237 70V71H236ZM18 71V72H17ZM36 71H37V73H36ZM54 71V72H53ZM57 73H56V72ZM69 71H66V73L64 74L65 75V77H66V75L68 74L69 75V73H67V72H69ZM75 70L73 71V72H75V73H77ZM83 71V72H84ZM106 71H108V76H107V72ZM118 71V72H117ZM120 71H122L123 73H125V74H122V72L120 73ZM144 72V74H142L143 72ZM158 72V73H156V72ZM248 71V72H247ZM250 71V72H249ZM15 72V73H14ZM59 72V73H58ZM135 73V74H131V73ZM214 72V71H213ZM10 73V72H9ZM92 73V74H91ZM98 73V74H97ZM112 73V74H111ZM128 73H129V75H128ZM149 73H150V75H151V77L153 78H149L148 77V79H147V75L148 76H150L149 75ZM154 73V74H153ZM181 73V74H180ZM219 73V74H218ZM15 74H17V75H15ZM55 74V75H54ZM77 74H79V73H77ZM76 74V75H77ZM104 74V75H103ZM116 74V75H115ZM131 74V75H130ZM136 74H138V75H136ZM141 74V75H140ZM156 74V75H155ZM159 74V75H158ZM169 74V75H168ZM181 76H180V75ZM186 74V75H185ZM14 75H15V77H14ZM30 75V76H29ZM41 75H42V77H43V75H44V78L42 79V77H41ZM56 75H58V76H60V77H58V76H56ZM91 75H93V76H91ZM99 75V76H98ZM111 75V76H110ZM117 75H119V76H117ZM128 75V76H127ZM132 75H135L134 77H137V78H135V80L137 79V81H135L134 80V77L132 76ZM229 75V76H228ZM24 78H23V77ZM35 76H37L36 77V79L38 78V80L39 81H37V80H35V79H33V78H35ZM52 76H55V77H52ZM106 76V77H105ZM130 76H132V78H133V81H132V79L130 80ZM139 76V77H138ZM140 76H142V78L144 77L145 78V76H146V78L145 79H140L141 77ZM154 76V77H153ZM157 76V77H156ZM162 76H165V77H162ZM180 76V77H179ZM14 77V78H13ZM29 77V78H28ZM31 77H32V79H33V81H35V83L32 81V79H31ZM41 77V78H40ZM65 77H63V79H66V78H68L69 76H67L66 78ZM112 77V78H111ZM119 77V78H118ZM124 77H126V79H124ZM159 77H162V78H159ZM170 79H169V78ZM2 78H4V81H2L3 79ZM9 78V79H10ZM26 78H28V81H31V82H33L34 84H37V85H34L33 83H31V82H26V81H24V79H26ZM60 78V79H59ZM106 78V79H105ZM108 78V79H107ZM110 78V79H109ZM128 78V79H127ZM157 78V79H156ZM173 78V79H172ZM7 79H8V77H7ZM31 79V80H30ZM46 79H47V83L46 82H44V81H46ZM57 79V80H56ZM177 79H179V80H177ZM42 80V81H41ZM44 80V81H43ZM111 80V81H110ZM125 80H127V81H125ZM142 81V84H141V81ZM143 80H145V81H143ZM149 81V82H147V81ZM44 82L43 84L41 83V82ZM59 81V82H58ZM88 81H90L89 83H88ZM123 83H122V82ZM132 81V82H131ZM2 82H3V85H2ZM24 82V83H23ZM26 82V83H25ZM39 82H40V84H39ZM58 82V83H57ZM99 82V84H97V83ZM104 82H105V84H104ZM110 82H111V84H110ZM117 82V83H116ZM125 82H126V84H125ZM137 82V83H136ZM140 82V83H139ZM220 82V83H219ZM12 83H15L14 85L12 84ZM27 83H29L28 85H26ZM48 83H49V85H48ZM58 85H57V84ZM60 83V84H59ZM135 83V84H134ZM146 83V84H145ZM218 83V84H217ZM12 84V85H11ZM31 84H32V86H31ZM39 84V85H38ZM45 84V85H44ZM96 84H97V86H96ZM102 84H104V85H102ZM107 84V85H106ZM117 86H116V85ZM137 84V85H136ZM138 84H141V85H138ZM153 84V85H152ZM171 84V85H170ZM216 84L219 86V89H221V88H223L222 86H224L225 85V88H226V85H227V88L226 89H230L231 87H233V89H235L234 91L236 92V95H237V93H239L237 96L238 97H236V99L238 100H236L235 102L236 103H234L233 105H230V108L229 109H227V107H224V108H221V107H216V108H219V109H221V110H219V109H215V108H213L212 106H210L209 107V105L207 106L206 104V102L207 101H205V100H203L205 97V93L206 94H208V92L213 88V90H217L218 89V87L216 86ZM219 84H222L221 85V88H220V85ZM16 85V86H15ZM20 85H26L24 88H22L23 86H20ZM36 86V87H40V90H42V92H45V94L44 93H42V95L41 94H39V93H41L40 92V90L38 89V88H36V87H34V86ZM44 85V86H43ZM126 85V86H125ZM144 86V88H142L143 86ZM189 85V86H188ZM211 85V86H210ZM3 86V87H2ZM51 86V87H50ZM55 86H57V87H55ZM98 86H101V89H99V92H98ZM113 86V87H112ZM114 86H116V88H118V89H116ZM174 86V87H173ZM187 86V87H186ZM208 87V88H206V87ZM214 86V87H213ZM231 86V87H230ZM8 87V88H7ZM17 87V88H16ZM19 87H21V88H19ZM32 87H33V89H32ZM41 87H42V89H41ZM44 87H45V89H44ZM50 89H49V88ZM103 87V88H102ZM106 87H108L109 89H110V87H111V89L109 90L108 88H106ZM139 87H141V88H139ZM203 87H205V89L203 88ZM210 87H212L211 89H210ZM35 88V89H34ZM52 88H53V90H52ZM57 88H60L59 90L57 89ZM100 88V87H99ZM115 88V89H114ZM126 88V89H125ZM138 88L141 90H138ZM184 88V89H183ZM217 88V89H216ZM224 88V89H225ZM39 90L38 91V93L36 92L37 90ZM47 89V90H46ZM57 89V91H58V94H57V92L55 93V90ZM128 89V90H127ZM130 89V90H129ZM137 89V90H136ZM202 89H204L205 91H207V89H208V91L207 92H204ZM218 89V90H219ZM233 89L231 88L230 90L231 91H233ZM237 89V90H236ZM239 89H241V90H239ZM245 89V90H244ZM32 90L33 91V93L35 92V94H32V91L30 92V91ZM35 90V91H34ZM64 92H63V91ZM54 91V92H53ZM60 91V92H59ZM93 91H95V92H93ZM96 91H97V93H96ZM132 91V92H131ZM137 91H140L139 93L137 92ZM212 91V90H211ZM233 91V92H234ZM240 91V92H239ZM48 92V93H47ZM49 92L50 93H53V96L51 95V94H49ZM62 92V93H61ZM66 92V93H65ZM119 92V93H118ZM122 92V93H121ZM204 92V94H202ZM26 93H28V95L26 94ZM31 93V95H33V97H29L30 94ZM47 93V94H46ZM64 93V94H63ZM97 95H96V94ZM137 93V94H136ZM201 93V94H200ZM20 94H21V96H20ZM36 94H38L37 96H36ZM44 94V95H43ZM56 94V95H55ZM65 94H66V96H65ZM107 94H109L108 96H107ZM111 94V95H110ZM25 95V96H24ZM40 95V96H39ZM47 97H46V96ZM75 96V98L76 99H74V97H71V96ZM119 95V96H118ZM235 95V96H236ZM18 96V97H17ZM43 98H42V97ZM51 96V97H50ZM105 96H107V98H109L107 101H106V97ZM146 96H147V98H148V100H145V99H147L146 98ZM241 98H244V99H241ZM23 97V98H22ZM25 97H28V100H31L30 98H33L34 99V97H36L35 98V100H31L30 102L27 100V101H25L26 99H25ZM46 99H45V98ZM72 100V101H70L69 100V98ZM101 97V98H100ZM114 97V98H113ZM151 97V98H150ZM201 97V98H200ZM204 97V98H203ZM246 97V98H245ZM251 97V98H250ZM10 98H12V99H10ZM15 98V99H14ZM20 98H22L21 99V102H20V104H17L19 107V110H21V113H20V111L18 110V112H19V114L17 113V112H15L17 109L15 108V106H17L16 104H14V102L16 101V100H20ZM57 98V99H56ZM100 98V99H99ZM200 98V99H199ZM239 98L241 99L240 101H239ZM4 99V100H3ZM43 99V100H42ZM61 99H65V100H63V101H61ZM74 99V100H73ZM77 99H79V100H77ZM110 99H111V101H110ZM125 99H127V101L125 100ZM145 100V103H146V105H145V103H144V100ZM151 99V100H150ZM185 99V100H184ZM199 99V100H198ZM62 102H60V101ZM81 100V101H80ZM100 100L102 101V100H104V101H102V102H100ZM113 100V101H112ZM182 102H184V103H182V105H181V101ZM187 100V101H186ZM190 100V101H189ZM244 100V101H243ZM6 101V102H5ZM13 101V102H12ZM68 104H66L65 102ZM74 101V102H73ZM81 103H80V102ZM109 102V103H106V102ZM141 101V102H140ZM153 101H154V103H153ZM180 101V102H179ZM189 101V102H188ZM11 102V104H9L8 105V103H10ZM26 102H28L27 104H28V107H30V108H28L27 107V105H26ZM60 102V103H59ZM70 102V103H69ZM71 102H72V104H71ZM100 102V103H99ZM105 104H104V103ZM114 102H115V105H114ZM138 102V106H140L142 109H141V111L142 110H144V112L142 113V116H143V119L142 120H140V118H138V116H136V114H133L134 112H132L133 111V105L134 104H136V103ZM143 102V103H142ZM156 102V103H155ZM186 102H187V104H186ZM191 102V103H190ZM195 102H196V104H195ZM199 102V104H197ZM238 102L240 103L239 105H238ZM6 103V104H5ZM22 103H24V104H22ZM41 103V104H40ZM42 103H44L45 104V109H44V105L42 104ZM65 103V104H64ZM77 104V105H80L79 107L77 106V108L74 106V104ZM79 103V104H78ZM104 104V106L105 107H103V105L102 104ZM111 103V104H110ZM142 103V104H141ZM177 104V106H176V104ZM202 103V104H201ZM245 103V104H244ZM38 104H40V105H42V108H40L41 106L40 105H38ZM55 105L54 107H55V109L57 110L58 108H59V106L58 105H61L62 107L64 106L65 107V105H67V106H72L71 107V114L72 115H70L69 117L70 118H67V119H65L64 120V122H63V120H62V122H61V124H59L58 122H56V121H58L59 119H61V118H53V119H50V120H52L53 121V124H51L52 122L50 121V120H42V117H40V118H38V120H36L37 119V116L36 115H39V114H36L37 112H38V108L40 109V111H43V110H46V108H47V113L48 114H51V115H53L54 113H53V111H56L55 109H54V107L52 106V105ZM56 104H58V105H56ZM64 104V105H63ZM75 104V105H76ZM109 104L111 105V107L109 106ZM177 107H175L174 105ZM180 104V105H179ZM184 104H186V105H188L189 106V110L188 111H184L183 113H182V109H183V106H184ZM193 104V105H192ZM5 105H6V108H5ZM10 105H13V107H10ZM15 105V106H14ZM25 107V109H24V107ZM32 105V106H31ZM37 106L36 108H35V106ZM106 105H108L107 107H106ZM113 105V106H112ZM149 105L150 106H153V107H155V109H157L156 110V112L157 113H159V115L161 114V116L159 117V115L154 111L155 109L154 108H152L151 109V107H149ZM169 105V106H168ZM191 105V106H190ZM195 105H196V107H195ZM200 105V106H199ZM234 105H236L237 107L235 108V107H233ZM8 106V107H7ZM38 106H40V107H38ZM50 106V107H49ZM145 106V107H144ZM158 106V107H157ZM167 106V108H165ZM173 106H174V108H173ZM180 106V107H179ZM194 108H193V107ZM199 106V107H198ZM210 108L209 109V111L207 110V109H205L206 110V114H204L205 113V110H204V108ZM10 107V108H9ZM32 107V108H31ZM58 107V108H57ZM73 107H75V108H73ZM100 107V108H99ZM101 107L102 108H104V109H102V110H100L101 109ZM146 107H147V109H146ZM149 107V108H148ZM240 107H241V109H240ZM9 108V109H8ZM12 108V109H11ZM51 108V109H50ZM79 109V111H82V112H79L78 110V114H77V112L75 113L74 111H73V109ZM97 108H99V110L101 111H98V109ZM115 108V109H114ZM122 108V109H121ZM161 108V109H160ZM169 108H170V110H169ZM173 108V109H172ZM180 108V109H179ZM201 108H202V110H204V113L201 111ZM225 108H226V110H225ZM231 108H233V109H235V110H232V111H230L231 110ZM237 108H238V110H237ZM11 109V110H10ZM13 109H16V110H14L13 111ZM22 109L23 110H25L26 112H28V114H25V117H27L26 115H28V117L27 118H22V116L21 115H24L23 113H24V111L22 112ZM33 109H35V110H37V111H33ZM42 109V110H41ZM54 109V110H53ZM81 109V110H80ZM97 109V110H96ZM110 109H112V110H110ZM151 109V110H150ZM175 109V110H174ZM194 111L193 113H192V111ZM196 109H197V111H196ZM213 109V111H214V109H215V111H216V113L215 112H212L211 110ZM223 109V110H222ZM240 109V110H239ZM246 109V110H245ZM32 110V111H31ZM53 110V111H52ZM106 110V111H105ZM148 112H147V111ZM163 110V111H162ZM169 110V111H168ZM180 110V111H179ZM199 110H200V112H202L203 114H201V113H198L199 112ZM229 110V111H228ZM13 111V112H12ZM39 111V112H40ZM84 111H86L85 113H83ZM100 112L99 114H103L102 113V111L104 112V116L102 115V118H100L101 117V115H99L98 114V112ZM108 111V112H107ZM110 111V112H109ZM111 111H112V113H111ZM129 111V112H128ZM151 111V112H150ZM162 111V112H161ZM178 111V112H177ZM191 111V112H190ZM208 111V112H207ZM212 113H211V112ZM218 111H221L220 113L218 112ZM228 111V112H227ZM236 111V112H235ZM243 111V112H242ZM246 111V112H245ZM14 112H15V115H14ZM25 112V113H26ZM31 112H33V113H31ZM34 112H35V114H34ZM73 112V113H72ZM129 114H128V113ZM167 112V113H166ZM187 112H189V114H187ZM217 112H218V115H217ZM230 112V113H229ZM234 112V113H233ZM29 113H31L32 115H35L36 117V119L34 118V116H32L31 114H29ZM75 113V114H74ZM79 113H80V115H79ZM105 113H107V114H105ZM108 113H110V114H108ZM123 113V114H122ZM128 115H127V114ZM151 113H154L153 115L151 114ZM165 113V114H164ZM209 113H211V114H209ZM19 116H18V115ZM113 114V115H112ZM120 114V115H119ZM123 116H122V115ZM124 114H126L125 116H124ZM144 114V115H143ZM153 116V117H151L150 118V116L151 115ZM163 114V115H162ZM185 114V115H184ZM215 114V115H214ZM221 114H223V115H221ZM230 114H231V116H230ZM236 114V115H235ZM17 115V116H16ZM30 115V116H29ZM81 115H84L83 117H81ZM90 117H94V115L96 116V118L95 119H93L92 118V120H91V118H89V116ZM97 115L98 116H100V117H98L97 118ZM105 115L107 116V117H105ZM108 115H109V117H108ZM155 115H157L156 116V119H154L155 118ZM191 115H193L192 117H191ZM197 115H199L198 117H197ZM202 115H203V117H202ZM232 115H233V117H232ZM237 115H239V117L237 116ZM242 115H245V116H242ZM9 116V117H8ZM14 116H16V117H14ZM72 116V117H71ZM74 116V117H73ZM114 116H115V118H114ZM174 116V117H173ZM175 116H176V118H175ZM181 116H183L182 118H181ZM207 118H206V117ZM228 116H230L231 118H232V121H230V122H233V118H234V120H235V122L234 123H230V122H223L224 120L225 121H227L225 118H229L230 120H231V118L230 117H228ZM240 116H242L244 119H246L247 121H244V119L243 120H240L239 118H240ZM19 117V118H18ZM21 117V118H20ZM24 117V116H23ZM76 117V118H75ZM116 117H119V119L118 118H116ZM123 117V118H122ZM124 117H125V120H124ZM130 117V118H129ZM137 119H136V118ZM158 117V118H157ZM186 117V118H185ZM196 117H197V119H196ZM205 117V118H204ZM210 117H211V119H210ZM238 117V118H237ZM247 117V118H246ZM251 117V118H250ZM72 118V120H70ZM85 118H87L86 120H85ZM103 118H109L108 120L106 119V121H105V119H104V121L105 122H103L102 123V120H103ZM111 118V119H110ZM120 118H122V119H120ZM160 118V119H159ZM193 118V119H192ZM204 120H203V119ZM213 118V119H212ZM235 118H237V119H235ZM13 119H15V120H17V119H19L20 120V122H19V125H18V122L17 121H15V122H17L16 124H14V128H11L12 126H13V124L12 123H14V120ZM30 119V120H29ZM33 119V124H34V126H33V124H32V122H31V120ZM84 119V120H83ZM89 119V120H88ZM97 119H99V121L102 123H100ZM102 119V120H101ZM114 119H116V120H114ZM149 119H153V121L151 122ZM158 119V120H157ZM172 119V120H171ZM192 119V120H191ZM207 119H209L208 121H207ZM239 119V121H237V122H239L240 124H238L237 122H236V120H238ZM7 120V121H6ZM13 120V121H12ZM70 120V121H69ZM74 120V121H73ZM82 121V123H81V121ZM88 120V121H87ZM95 121L96 120V122H98L97 124L95 123V122H91V121ZM109 120H110V122H109ZM137 120V121H136ZM155 120H156V122H155ZM191 120V121H190ZM200 122H199V121ZM202 120V121H201ZM21 121H23V123L21 122ZM27 121H29L28 123H27ZM35 121H37V123L35 122ZM43 122V123H47L48 124V126H49V124H51V125H53L52 126V131L50 130L51 129V125L48 127L47 126V124H43V123H41V122ZM49 121H50V123H49ZM87 121V122H86ZM111 121H112V125H111ZM128 121V122H127ZM132 123H131V122ZM172 121H174V123L172 122ZM9 122V123H8ZM24 122H26V123H24ZM39 122V123H38ZM69 122H71V123H69ZM76 122L81 126V124H84V126L82 127V130L81 131H79L78 133H77V131L78 130H80V128L81 127H78V124H76ZM81 124H80V123ZM88 122H91V123H88ZM121 122H122V124H124V122H125V124L124 125H121ZM130 122V123H129ZM139 122H140V124H139ZM150 122V123H149ZM153 122H155V123H153ZM169 122V123H168ZM171 122L173 123L172 124V126H171ZM176 122H179V123H176ZM205 122H210V123H205ZM22 123V124H21ZM58 123V124H57ZM64 123H67L68 125H66V124H64ZM99 123H100V125H99ZM104 123H106V125L104 124ZM107 123H110V125L109 124H107ZM181 123V124H180ZM190 123V124H189ZM197 123H202L203 125L201 126V127H197ZM214 125H213V124ZM241 123L243 124V127H242V125H241ZM21 124V125H20ZM27 124L29 125L30 124V126H27ZM32 124V125H31ZM37 126H36V125ZM38 124H39V127H38ZM43 124V127L45 128V130L46 131H44V128L42 127V126H40V125H42ZM86 124H88V126L86 125ZM91 124H93V125H91ZM119 124H120V126L122 127V126H124V127H122V128H120V126H119ZM129 124V125H128ZM217 124V125H216ZM231 124V125H230ZM233 124H234V127H233ZM245 124V125H244ZM15 125H16V127H15ZM60 125V126H59ZM66 125V126H65ZM75 127L76 125V130L74 129V131H75V133L73 132V129L72 128H74L73 126ZM91 125V126H90ZM96 125V126H95ZM102 125H104V126H102ZM107 125H109V126H107ZM116 125V126H115ZM127 125V126H126ZM151 125H152V128H151ZM174 125V126H175ZM209 125V126H208ZM212 125V126H211ZM238 127H236V126ZM238 125H240V126H238ZM38 128L37 129V133H40L41 132V135L44 133V132H46V133H44L45 134V136H44V134L42 135L43 137H45L47 140H46V143L49 145V146H51V148L45 143V138H43L40 134H37L36 133V131L35 132H33L34 130H35V128H34V130H32L33 128ZM55 126V127H54ZM56 126H59V128L58 127H56ZM61 126H62V128H61ZM63 126H64V128H63ZM67 126H68V129H67V131L69 130V128H71V131L69 132L70 133V135H69V138H65V139H61V138H59V137H57V136H55V135H58V133L60 132L61 133V130L62 131H65V130H63V129H65V128H67ZM87 126V127H86ZM94 126V129L96 130V128L98 129V131H101V133H103V134H98L99 132L96 130V132L94 131V130H92L93 127ZM99 126H100V128H102V127H107L106 129H108V128H110L111 126V128H113V129H108V132H109V134H107V130L105 129V128H102V129H100L99 128ZM102 126V127H101ZM135 126V127H134ZM149 126H150V128H149ZM186 126V127H185ZM222 128H221V127ZM26 127H28L27 129H26ZM47 127L48 128H50L49 130H47ZM96 127V128H95ZM116 127H117V129L118 130H116ZM129 127H130V129H129ZM224 127V128H223ZM227 127H229V128H227ZM241 127V128H240ZM245 127H247V128H245ZM39 128H42V130L41 129H39ZM79 128V129H78ZM83 128H84V130H83ZM87 128V129H86ZM135 130H134V129ZM147 128H149V129H147ZM219 128V129H218ZM225 128H226V130H225ZM232 128H234V129H232ZM236 128V129H235ZM13 129V130H12ZM14 129H15V132L13 133V131H14ZM18 129V130H17ZM30 129V130H29ZM92 131H91V130ZM105 129V130H104ZM125 131H124V130ZM130 131H129V130ZM214 129H216V130H214ZM222 129H223V134L221 133L222 132ZM243 129V130H242ZM245 129V130H244ZM25 130V131H24ZM38 130H41V131H39L38 132ZM58 130H59V132H58ZM87 131V133L85 134V132ZM103 130H104V132H103ZM110 130V131H109ZM147 130V132L146 133H144L145 131ZM149 130V131H148ZM180 131H181V128L179 129ZM219 130H220V133H219ZM227 130H229L231 133H234V131L236 130V132H235V136L238 138H235V140L237 141H235L234 142V144L235 143H237V144H233L232 146H234L235 148H237L238 149V147H239V153H238V151H237V149H235L234 151H232L231 149V152L230 151H226L227 149H226V147H222V146H225L224 144L225 143H223L222 144V142H224L223 140L224 139H226V137L228 136V133H227ZM234 130V131H233ZM250 132H249V131ZM10 131H12V132H10ZM16 131H17V133H16ZM19 131V132H18ZM23 132L22 134H19V133H21V132ZM26 131H30V133L28 132H26ZM31 131H32V133H33V135L31 134ZM42 131H43V133H42ZM47 131H49V132H47ZM82 131H85V132H83L82 133ZM115 131H116V133H115ZM118 131V132H117ZM131 131H133V133L131 132ZM135 131V132H134ZM156 132V133H153V132ZM216 131V132H215ZM228 131V132H229ZM241 131H243L242 133H241ZM51 132V133H50ZM52 132H53V134H52ZM57 133V134H55V133ZM98 132V133H97ZM106 132V133H105ZM110 132H112V133H110ZM128 132V133H127ZM129 132H131L133 135H135V136H131L132 134L131 133H129ZM218 132V133H217ZM34 133H36L35 135H34ZM52 134V135H49V134ZM73 133V136L71 135ZM79 133H81V135L79 134ZM90 135H89V134ZM95 133H97V134H95ZM113 133H114V135H113ZM127 133V134H126ZM167 133V134H166ZM207 133V134H206ZM237 133V134H236ZM245 133V134H244ZM248 133V135L246 136V134ZM25 135V136H22V137H25V138H20V136H18V138H16L15 136H17V135ZM55 134V135H54ZM77 134L79 135V137L77 136ZM85 134V135H84ZM92 134H93V136H92ZM94 134L96 135L95 137H101V138H103V137H105V136H109V139H108V137H106V139L104 138L103 140H105V141H98V137L97 138H94ZM104 134H105V136H104ZM112 134V135H111ZM156 134V135H155ZM165 134L166 135H168V136H165ZM170 134V135H169ZM171 134H174V136L173 135H171ZM243 136H242V135ZM13 135H14V137H13ZM30 136V137H28V136ZM46 135H48V138L46 137ZM82 135H84V136H82ZM87 135V136H86ZM102 135V136H101ZM124 135V136H123ZM130 135V136H129ZM219 135V136H218ZM220 135H222L221 137H220ZM27 136V137H26ZM31 136H32V138H31ZM38 137V139L37 138H35V137ZM55 136V139H53L52 137H54ZM71 136H72V138H71ZM77 136V137H76ZM86 136V137H85ZM125 136H128V137H130V138H125ZM146 136V137H145ZM234 136V137H235ZM251 136V137H250ZM42 137V138H41ZM85 137V138H84ZM94 139H93V138ZM133 137H134V139H133ZM223 137H225V138H223ZM240 137V138H239ZM251 139H249V138ZM12 138H14V139H19V140H14V139H12ZM52 138V139H51ZM75 138H78L77 139V141L75 140ZM90 138V139H89ZM100 138V139H101ZM125 138V140L127 141V139L129 140L130 139V141L132 140V143H131V145H130V142L128 141V143L126 142V141H124L123 139ZM174 138V139H173ZM218 138V139H217ZM220 138V139H219ZM243 138V139H242ZM39 142L40 141V139L44 142V144H43V142L42 141H40L39 143L36 141V140ZM71 139H73L74 141H75V143H74V141L73 140H71ZM80 139V140H79ZM81 139H82V142H81ZM136 139V140H135ZM223 139V140H222ZM249 139V140H248ZM11 140H13V141H11ZM21 140V141H20ZM52 142H51V141ZM53 140H54V142L55 143H53ZM56 140V141H55ZM61 140V142L62 141H66V142H71L70 144H71V147L69 146V143H66V142H63L64 143V145H62L61 144V146H63L64 148H60L59 146H60V143H59V141ZM70 140V141H69ZM91 140V141H90ZM98 141V143L96 142V141ZM139 140H140V142H139ZM169 140V141H168ZM219 140V141H218ZM238 140H239V142H238ZM244 140H248L247 142L245 141L244 142ZM15 141H18V142H15ZM25 141V142H24ZM85 142V144H83L84 142ZM89 141H90V144H89ZM94 141V142H93ZM117 141V142H116ZM124 141V142H123ZM191 141V142H190ZM193 141V142H192ZM222 141V142H221ZM250 141L252 142V143H250ZM21 142V143H20ZM51 144H50V143ZM57 142V143H56ZM88 142V145L86 144ZM100 142V143H99ZM102 142H106L105 144L103 143L102 144ZM120 142H121V144H120ZM133 142H137L136 144H137V146L135 145V143H133ZM3 143V144H2ZM67 145H66V144ZM72 143H74L73 145H72ZM81 143H82V145H81ZM92 143V144H91ZM97 143V144H96ZM126 143H127V145H126ZM141 143V144H140ZM239 143V144H238ZM243 143V144H242ZM245 143H247V144H245ZM8 144V145H7ZM44 146H43V145ZM59 145L58 147L56 146V145ZM115 144V145H114ZM117 144H120V145H117ZM126 146H125V145ZM145 144V145H144ZM213 144V145H212ZM241 144V145H240ZM253 145V146H251V145ZM256 144V145H255ZM14 145V146H13ZM45 145H47L48 146V148H47V146H45ZM54 145V146H53ZM78 145L82 148V151H81V148L80 147H78ZM83 145H86V147L85 146H83ZM91 145V146H90ZM95 145V146H94ZM103 145H105V147L103 146ZM107 145V146H106ZM111 145H114V147L113 146H111ZM129 145H130V147H129ZM134 145H135V147H134ZM152 145V146H151ZM222 145V146H221ZM247 145V147L245 148V146ZM251 147H250V146ZM35 146V147H34ZM48 152V150H51L52 152H50L49 151V153H46V151L42 148V147ZM65 146H66V148H65ZM69 146V147H68ZM87 146H88V148H87ZM91 148H90V147ZM99 146H100V148H99ZM115 146H116V148H115ZM118 146H120V147H118ZM130 148V149H132V150H130L129 148H128V151H127V149L125 148ZM147 146V147H146ZM212 148H211V147ZM244 146V147H243ZM249 146V147H248ZM33 148V149H30V148ZM38 147H39V151L40 152H38L37 150H38ZM75 147V148H74ZM79 148L78 150L80 151H78L77 150V148ZM92 147H94V148H92ZM28 149V153H27V149ZM53 148L55 149V150H53ZM58 148H60V150L58 149ZM67 148H69V149H67ZM72 148H73V150L75 151V153H76V151H77V153L80 155V157L78 156V157H75V156H77L75 153H74V151L72 150ZM87 148V149H89V150H85V149ZM98 149V152L96 151L97 149ZM114 148H115V150H116V152L117 151H119V150H121L122 148V151H119V152H117V154H115L114 153ZM121 148V149H120ZM240 148H241V150H240ZM249 148V150H247ZM252 148V149H251ZM35 149V150H34ZM37 149V150H36ZM44 150V153L43 154H47V155H44V156H42L43 154H41L43 151H41V150ZM48 149V150H47ZM64 149H65V151H64ZM69 150V151H67V150ZM76 149V150H75ZM113 149V150H112ZM148 149V150H147ZM32 150H34V152L32 151ZM56 150H58V151H60V152H57ZM61 150H63V151H61ZM72 150V151H71ZM84 150L86 151L85 153H84ZM90 150H93V151H91V153H92V155L90 154ZM106 150V151H105ZM113 151V153L111 152V151ZM126 150V151H125ZM135 150V151H134ZM220 150V151H219ZM222 150V151H221ZM225 150V151H224ZM242 150H243V152H242ZM23 151H25V153H27V154H29V152H31V153H33L35 156H33V157H36L35 159H36V161L34 162L32 159H33V157H32V155H26V154H24L25 155V157L23 156ZM35 151H36V153L38 152V154H40V155H36L35 154ZM57 152V153H54V152ZM66 151H67V153H66ZM96 151V152H95ZM129 151H131V152H129ZM212 151H213V153H212ZM220 153H219V152ZM241 151V152H240ZM249 151V152H248ZM250 151H252L251 153H250ZM259 151V152H258ZM82 152V153H81ZM89 152V153H88ZM95 152V153H94ZM102 152V154H101V156H102V159L103 160H105V164H104V161H101V156H99L98 154H100ZM112 154V156H110V154ZM122 152H124V153H122ZM230 152V153H229ZM236 153V154H233V153ZM246 152V153H245ZM10 153V154H9ZM62 153L64 154V155H62ZM68 153H70V154H68ZM75 154V155H72V154ZM84 153V154H83ZM105 153V154H104ZM126 153V154H125ZM128 153H130V154H132V155H128ZM144 155H143V154ZM212 155V157H211V155ZM218 154V156H219V160H218V162L216 161L217 160V154ZM225 153H229L230 154V156L229 155H225ZM240 153H242V154H240ZM243 153H245V156H243ZM257 153V154H256ZM50 154H51V156H50ZM52 154H53V156H52ZM61 154V155H60ZM82 154H83V156L84 155H86V154H88V155H86L85 157H83L82 156ZM89 154H90V156H89ZM96 154H97V156L98 157H100V158H98L97 159V157H96ZM108 154H109V158H107V160H106V157L108 156ZM115 154V156L113 157V155ZM146 154V155H145ZM148 154V155H147ZM224 156V158H223V156ZM237 154H239V155H237ZM247 154H248V156H247ZM107 155V156H106ZM121 155V156H120ZM207 155V156H206ZM215 155H216V160H215ZM220 155H221V157H220ZM235 156V158H234V156ZM250 155V156H249ZM252 155V156H251ZM14 156V157H13ZM20 156V157H19ZM26 156L28 157L27 159H25L26 158ZM40 156H42L43 157V159L40 157ZM45 156H47V157H49V159H47V157H45ZM60 156H62V157H60ZM103 156H105V159L103 158ZM119 157L120 156V158H118L116 161H118V162H115V159L117 158V157ZM142 156V157H141ZM208 156H210V157H208ZM237 156H238V158H237ZM31 157V158H30ZM37 157H38V159H37ZM56 157H58V158H56ZM84 159H83V158ZM124 157V158H123ZM137 157V158H136ZM214 157V158H213ZM41 158V159H40ZM47 159V161H45L46 159ZM53 158V159H52ZM79 158H82V161H80L81 159H79ZM113 158V159H112ZM123 158V159H122ZM133 158V159H132ZM140 158V159H139ZM160 158V159H159ZM206 158V159H205ZM208 158V159H207ZM224 159V161H223V159ZM226 158V159H225ZM234 158V159H233ZM51 159V160H50ZM96 159L97 160H99L100 159V162L102 163V164H99L100 162H98V163H96ZM110 159H112V160H110ZM124 161V159H126V162L124 161V163H121V162H123L122 160ZM214 159V160H213ZM232 159V160H231ZM20 160V161H19ZM30 160H32V161H30ZM40 160V161H39ZM42 160V161H41ZM56 161V163L59 165H57V167H55L56 166V163H53V164H51V162H48V161ZM114 160V161H113ZM119 160H121V161H119ZM201 160V159H200ZM199 160V161H200ZM210 160V162L208 163V161ZM220 160H222V161H220ZM226 160V161H225ZM230 160V161H229ZM249 160H252V162L253 163H256L255 165H254V167L253 168H251V169H249V170H245L244 169V167H248L249 165H248V163L250 162ZM6 161V162H5ZM58 161V162H57ZM127 161H128V163H127ZM152 161V162H151ZM207 161V162H206ZM213 161V162H212ZM220 161V162H219ZM39 162V163H38ZM43 162H45V164H43ZM120 162V163H119ZM136 162V163H135ZM139 163V165H142V164H140V162L142 163L143 162V164H145V165H143V166H138L137 167V165H138V163ZM145 162V163H144ZM216 162V163H215ZM6 163V164H5ZM22 163V164H21ZM30 163V164H29ZM38 163V164H37ZM50 163V164H49ZM70 163H69V165H70ZM82 163V164H81ZM87 163V162H86ZM116 163V164H115ZM130 163V164H129ZM132 163V164H131ZM28 164V165H27ZM37 164V165H36ZM40 164H43L42 166L40 165ZM48 164H49V166H48ZM104 164V165H103ZM126 164V165H125ZM137 164V165H136ZM38 165H40L41 166V168L38 166ZM44 165H47L46 166V168H43V167H45ZM55 165V166H54ZM97 166V167H95V166ZM107 165V166H106ZM129 165H131L130 167H129ZM134 165V166H133ZM148 165H149V167H148ZM25 166V167H24ZM37 166V167H36ZM71 166V165H70ZM99 166V167H98ZM104 166H105V168H104ZM206 166H208V168H206ZM56 169H55V168ZM59 167H61L60 169L61 170H63V172H61V170L59 169ZM72 167V166H71ZM90 167V168H91ZM135 167V168H134ZM140 167H142V168H140ZM3 170H2V169ZM7 168V169H6ZM29 168V169H28ZM32 168H34V169H32V171H31V169ZM63 168V169H62ZM91 168V169H92ZM116 168H118V169H116ZM139 168V169H138ZM145 168V169H144ZM15 169H16V171H15ZM19 169V170H18ZM27 169V170H26ZM42 169V170H41ZM57 169H59L60 170V172H59V170H57ZM138 169V170H137ZM152 169V170H151ZM39 170H41V171H39ZM116 170V171H115ZM119 170V171H118ZM137 170V171H136ZM150 170V171H149ZM59 172V174L57 173V172ZM144 171V172H143ZM229 171H231V173L229 172ZM251 171V172H250ZM263 171V172H262ZM27 172V173H26ZM43 172V173H42ZM49 172V173H48ZM66 172V173H65ZM116 172V173H115ZM151 172V173H150ZM227 172V173H226ZM249 172H250V174H249ZM42 173V174H41ZM64 174V176H63V174ZM114 173V174H113ZM148 173V174H147ZM154 173V174H153ZM156 173V174H155ZM218 173V174H217ZM224 173H226L227 174V176H226V174L223 176V174ZM255 173V174H254ZM29 174V175H28ZM45 174V175H44ZM62 174V175H61ZM139 174V172L138 173H136V175H138ZM181 174V173H180ZM246 174V175H245ZM6 175V176H5ZM56 175H59L58 177L56 176ZM66 175V176H67ZM136 175H134V176H136ZM145 175V176H146ZM220 175V176H219ZM232 175V176H231ZM236 175V176H235ZM257 175V176H256ZM260 175H262V176H259ZM25 176V177H24ZM48 177V178H46V177ZM49 176H52V177H50L49 178ZM61 176V177H60ZM63 176V177H62ZM182 176V175H181ZM200 176L201 175H199L198 177L200 178ZM241 176V177H240ZM43 178L44 180L43 181H48L49 179L51 180L52 178L54 179V178H58V180H59V182L57 183V182H55V181H57V178L55 179V180H53V182H52V180H51V182L53 183V187H52V189L50 188V189H48V190H46V191H44L43 190V188L42 189H39V181H40V178ZM65 177V178H64ZM102 177V176H101ZM100 177V178H101ZM104 176H103V178H105ZM113 177V178H114ZM201 177H203V176H201ZM257 177V178H256ZM259 177V178H258ZM28 178V179H27ZM61 178V179H60ZM262 178V179H261ZM5 179V180H4ZM67 179V180H66ZM87 179H88V177H87ZM164 179V180H163ZM201 179V178H200ZM255 179V180H254ZM257 179V180H256ZM260 179V182L258 181ZM17 180V181H16ZM49 180V181H50ZM64 180H66V181H72L71 183L69 182H66V181H64ZM255 181V182H254ZM4 182V183H3ZM26 182V183H25ZM35 182V183H34ZM54 182H55V184H54ZM61 182V183H60ZM75 182V183H74ZM80 182H81V184H83V186H80L81 184H80ZM226 182V181H225ZM223 183V185H222V189L223 190H225V191H223L221 188H220V190L218 191V192H216L217 194H218V196L220 197V196H223L224 194L223 193H225V198L228 200V198H230V197H232V198H234L235 200H236V203L243 209V211H245V215H246V212H248L250 209H249V206H250V208L252 209V211H253V209H254V206H255V204H257L259 201L258 200H255V199H251V198H246V197H244L245 195L242 193L241 194V191L238 189V187L236 186V185H229L230 183ZM259 183V185H258V183ZM56 183L58 184V185H56ZM59 183H60V185H59ZM160 183V184H159ZM175 183V184H174ZM177 183V184H176ZM262 183V184H261ZM38 184V185H37ZM51 183L49 182V185H50ZM78 184V185H77ZM174 184V185H173ZM192 184V183H191ZM225 184H227V185H225ZM256 184V185H255ZM55 185V186H54ZM152 185H153V183H152ZM181 185V184H180ZM50 186H52V184L50 185ZM84 186H85V188H84ZM227 186V187H226ZM228 186H230V187H228ZM83 187V188H82ZM234 187V188H233ZM235 187H236V189H235ZM38 188V189H37ZM164 188V189H163ZM194 188V187H193ZM231 188H233L232 190H231V192H230V190L229 189H231ZM263 188V187H262ZM84 189H85V191H84ZM235 189V190H234ZM32 192H31V191ZM36 190H38V191H36ZM238 191V192H235V191ZM5 191V192H4ZM44 191V192H43ZM84 191V192H83ZM233 191V192H232ZM240 191V192H239ZM33 192H35V193H33ZM197 189L196 190H194V192H192L190 195H192L193 196V194L196 196V195H198L197 193ZM29 193V194H28ZM196 193V194H195ZM222 193V194H221ZM239 193V194H238ZM5 194V195H4ZM38 194V195H37ZM43 194V195H42ZM45 194V195H44ZM92 195H93V193H91ZM18 195V196H17ZM74 195H77V197L75 198V196ZM78 195H80V196H78ZM83 195H84V197H83ZM228 195V196H227ZM229 195H230V197H229ZM237 195V196H236ZM58 196H59V199H60V197H61V199L63 200V201H61V199H60V202L61 203H65V205L66 204H69V205H62L59 201L57 202V200H58ZM63 196H64V198H63ZM87 196V197H86ZM192 196H190V198H189V200H188V205L186 204V205H184L183 204V206H181V209H183L184 210V213H185V215L188 213V214H190L191 213V207H190V200H192ZM242 196H243V198H242ZM41 197V198H40ZM56 197V198H55ZM75 199H74V198ZM228 197V198H227ZM237 197V198H236ZM4 198L6 199V202H4L3 200H4ZM8 198H14L12 201L11 200H8ZM38 198V199H37ZM71 198H73V199H71ZM84 199V203L86 204H84L81 200L82 199ZM238 198H239V200H238ZM240 198H242V199H240ZM79 199H80V202H82V203H80V205H79ZM220 199V204H218V203H216V202H219V200L217 199V201H215V199H207V201L210 203H208L207 201H205V203L204 204H207V205H209V206H211V207H213V206H215V207H217V206H220L219 208H221V204L223 205V202H224V198H223V200H221V197L219 198ZM225 199V200H226ZM55 200V201H54ZM65 200V201H64ZM70 200V201H69ZM93 200V201H92ZM241 200V201H240ZM242 200H243V202H242ZM3 201V202H2ZM11 201V202H10ZM41 201V202H40ZM51 201V202H50ZM68 201V202H67ZM71 201H72V203H71ZM89 201V202H88ZM97 201V202H96ZM70 202V203H69ZM92 203V206H91V203ZM214 202V203H213ZM240 202H242V203H240ZM0 203V205H2ZM40 203V204H39ZM56 203V205H54ZM88 203V204H87ZM172 203V204H171ZM243 203H244V205H243ZM247 203V204H246ZM57 204H59L58 205V209L60 210L61 208H62V206H65V207H63L62 209H61V212L59 211L58 213L56 212V211H58V209H56V207H57ZM83 204L85 205V206H83ZM89 204H90V206H89ZM169 204H170V208H174V206H175V203L174 202H172V201H170L169 202ZM168 204V205H169ZM173 204H174V206H173ZM212 204V205H211ZM215 204V205H214ZM218 204V205H217ZM229 203H225V207L226 206H229V207H231V205H228ZM34 205V206H33ZM248 207H247V206ZM253 205V206H252ZM11 206V205H10ZM24 206V207H23ZM252 206V207H251ZM31 208V209H33V210H31V211H27V208ZM100 207V208H99ZM11 208L12 209H14V210H11ZM41 208L42 209H45V211H46V213L45 214H43L42 215V211H41ZM64 208H66V209H64ZM96 208V209H95ZM222 208H224V207H222ZM7 209H8V207H7ZM19 209V210H18ZM36 209V210H35ZM99 209V210H98ZM249 209V210H248ZM53 210V211H52ZM86 210V211H85ZM174 210V209H173ZM246 210H248V211H246ZM12 211V212H11ZM175 213H177V211H178V208H175ZM190 211V212H189ZM251 210H250V212H252ZM29 212V213H28ZM34 212V213H33ZM6 213V214H5ZM55 213H57V214H55ZM98 213H99V215H98ZM102 213V214H101ZM96 214V215H95ZM187 214V215H188ZM249 215L251 214V213H248ZM248 214L246 215L247 217H248ZM261 214L262 215H260V218H259V220L257 219V217H246V218H240V217H237V221H238V218H240L239 220L240 221H235L234 223V225L236 226V228L239 230V231H241V229H242V231L243 232H248L250 229H252V230H250L249 232H252V231H256L257 232V229L259 230L258 232H261V230H263V228H264V211H261ZM2 215V216H1ZM57 215H59L58 217H57V219H56V216ZM250 216H256V215H250ZM212 218H213V216H211ZM76 218H77V220H76ZM81 218V219H80ZM93 218V219H92ZM252 218V219H251ZM257 220H256V219ZM244 220V221H241V220ZM247 219V220H246ZM252 220H254V221H252ZM93 221V222H92ZM261 221V222H260ZM25 222V223H24ZM73 222V223H72ZM76 222V223H75ZM247 222V223H246ZM96 223V224H95ZM212 224H210V225H208V226H206L204 229L206 230V228H207V230L208 231H210V233H211V235H212V239H214V238H216L217 239V242L218 243H223L222 245H224V243H225V245L228 243V245H230L229 244V242L230 243H233V241L235 240V238H233V237H230V236H233V235H231L232 233H227L228 231H227V227L224 225V223H223V225L225 226H223V225H221V221H219V219L217 220V222L215 223L216 225H214V221L213 222H211ZM12 224V225H11ZM26 224V225H25ZM95 224V225H94ZM219 224V225H218ZM238 224V225H237ZM246 224V225H245ZM249 224V225H248ZM11 225V226H10ZM57 225V226H56ZM249 227H248V226ZM251 225H253V226H251ZM255 225V226H254ZM8 226V227H7ZM13 226V227H12ZM221 227V229H220V227ZM244 226V227H243ZM253 227V228H251V227ZM258 226V227H257ZM263 227V228H260L259 229V227ZM40 227V228H39ZM48 227V228H47ZM209 227V228H208ZM224 227V228H223ZM239 227L241 228V229H239ZM243 227V228H242ZM245 227H247V229L248 230H246L245 229ZM256 229H255V228ZM33 228H35V229H33ZM91 228H93V229H91ZM97 228H99V229H97ZM226 228V229H225ZM9 229V230H8ZM211 229V230H210ZM213 229V230H212ZM255 229V230H254ZM98 230H100V231H98ZM39 231V232H38ZM96 231V232H95ZM211 231H213V232H211ZM216 231V232H215ZM226 231V232H225ZM34 232V233H33ZM225 232V233H224ZM264 231H262L261 233H263ZM38 233V234H37ZM220 233V235H218ZM223 233V234H222ZM35 234V235H34ZM92 234V236H90ZM214 234H216V235H214ZM34 235V236H33ZM221 235H223V237L221 238ZM228 235V236H227ZM102 236V237H101ZM104 236V237H103ZM215 236V237H214ZM29 237V238H28ZM228 237V238H227ZM230 237V238H229ZM261 237H263V235L261 236ZM224 238V239H223ZM226 238V239H225ZM27 239H28V241H27ZM104 239L106 240L105 242H106V244L105 243H102V242H104ZM219 239V240H218ZM227 239H229L228 241H227ZM232 239H234V240H232ZM83 240L85 241V242H83ZM99 240V241H98ZM102 240V242L101 243H99L100 241ZM220 240H221V242H220ZM231 240V241H230ZM134 241V242H133ZM150 241V242H149ZM251 241H253V240H251ZM4 242V243H3ZM95 242V243H94ZM20 243V244H19ZM74 243V244H73ZM77 243V244H76ZM86 243V244H85ZM96 243H99V244H97L96 245ZM141 243V244H140ZM247 243H249V241L247 242ZM253 243V242H252ZM84 244H85V246H84ZM105 244V245H104ZM108 244V245H107ZM138 244H140V245H138ZM144 244V245H143ZM96 246V248H95V246ZM101 247H99V246ZM116 245V246H115ZM118 245V246H117ZM132 245V246H131ZM143 245V246H142ZM227 245V246H228ZM17 246V247H16ZM130 246V247H129ZM142 247V250H141V247ZM82 247V248H81ZM97 247H99L98 249H97ZM16 248V249H15ZM46 248V249H45ZM59 248V249H58ZM67 248H69V249H67ZM115 248V249H114ZM126 248V249H125ZM137 248H139V251L137 252ZM191 249H192V247H190ZM189 248V249H190ZM259 248V247H258ZM258 248H256L255 250H257V251H255V253L257 254V257L255 258V259H253V260H251L250 262H248L249 264H264V247H262V249H258ZM4 250V251H2L1 252V250ZM134 251H133V250ZM190 249V250H191ZM22 250V251H21ZM46 250V251H45ZM69 250V251H68ZM90 250H91V252H90ZM98 250V252L96 253V251ZM140 250L142 251L141 253H139L140 252ZM196 250V249H195ZM193 251V253H195L194 255H193V253H192V250H191V253H189V255H191V256H187L186 258L184 257V256H180V257H167V256H165V254L163 253H161V254H158L157 256H154V257H152L151 259H147V261H148V263L147 264H153L154 262L155 263H157V264H198V262H201V260H199L200 258V256L199 255H196V252L197 251ZM58 251V252H57ZM133 251V252H132ZM254 251H253V253H254ZM46 252V253H45ZM14 253V254H13ZM22 253H24V252H22ZM138 253V254H137ZM107 254V253H106ZM142 256V258H141V256ZM252 254V253H251ZM251 254H248L249 256H251ZM112 255H114V256H112ZM133 255V256H132ZM139 255V256H138ZM163 255H164V257H163ZM195 257V258H192L193 256ZM247 255V257H249ZM253 255V254H252ZM128 256V257H127ZM135 256V257H134ZM138 256V257H137ZM159 257V258H158ZM183 257V258H182ZM114 258V259H113ZM132 260H131V259ZM137 258H139V259H137ZM196 258H197V260H196ZM83 259V260H82ZM99 259V260H98ZM141 259V260H140ZM90 260V261H89ZM95 260V261H94ZM130 260V261H129ZM135 260V261H134ZM116 261V262H115ZM132 261H134V262H132ZM150 262V263H149ZM195 262V263H194ZM197 262V263H196ZM109 263V264H110Z\"/></svg>", "mask_w": 264, "mask_h": 264}, {"label": "bare ground", "instance_id": "obj_2", "mask_svg": "<svg viewBox=\"0 0 264 264\" xmlns=\"http://www.w3.org/2000/svg\"><path fill=\"white\" fill-rule=\"evenodd\" d=\"M3 1V0H2ZM6 2H2L1 4H0V6L2 5L3 6V10H4V12L7 10V12H8V14H6L7 16H5L4 17V15H3V23L2 22H0V23H2V26H4V27H2V33L0 34V37L2 38H4L5 39V41L7 42H5V44L7 45H4L6 48H5V50H3V52H1L0 51V59H3L7 64H5V62L4 61H2V60H0V62L2 61V62H4V64L5 65H7L8 66V64H13V66L12 65H9L8 66V68L9 69H7V67L5 68V65H4V67H1L2 68V70H1V68H0V72L1 71H3V68H4V71L5 72H3V75L2 76H4L5 77V73H7V74H9V76L7 75V77H8V79H7V77H5L6 78V81H5V84L4 85H6V84H8V83H6L8 80H10V82L13 80H16L17 78H15V79H12V78H10V76H12L11 74L13 73V71L15 70V72H16V69L15 68H17V67H19V66H21L20 68H22L23 70H21L20 68H17V69H19L20 70V72H19V81L18 80H16L15 81V83L18 81V82H20L21 80H22V78H21V80H20V75H23L24 77L26 76L27 77V75L33 70V69H40L41 67L43 68V66H41L40 68H39V66H40V64H38V60H41L42 59V61H48V59L49 60H51V57L52 56H54V55H48V56H46V53L44 52V50H45V48H47V47H49V46H51V44H52V46L54 45V43H52L53 41H57V40H53L52 39V37L54 36H52L51 38H50V40L48 39V41H51V44H50V42L48 43L46 40H44L43 42H47V44H50V45H48L47 47H45L44 48V50L42 51L41 49H40V46H39V48H38V43L36 42V41H38V40H36L35 42V44H37L36 46H37V49H35L36 47L35 46H32V50L31 49H27V50H25V55H24V53L22 52L23 50V47L22 46H24V49H25V46L27 45H23V42L25 41H27L28 42V40H29V42H30V40H35L36 39V37L34 38L33 36H36L34 33H29L30 31H24V32H22V29L24 28L23 27V25H24V18H23V16H21L20 14V16H17L16 17V15H18V14H16L15 12H14V14H16V15H13V16H15V17H13L12 16V13H13V11H14V7L13 6H15L16 4H14V0H13V2H11L12 4H14L12 7H13V11H12V13H9V12H11V11H8V8H10V1L9 0H5ZM12 1V0H11ZM17 1H19V0H17ZM52 2L50 3L49 2V5H51L55 0H51ZM61 1V0H60ZM68 1H72V0H66L65 1V3L66 4H68L67 2ZM81 1V0H80ZM80 1H78V2H80ZM84 1H86V0H83V1H81V2H84ZM88 1L89 0H87V2L86 3H88ZM100 0H98V2H99ZM106 1V0H105ZM109 1V0H108ZM118 1V0H117ZM123 1V0H122ZM128 1V0H127ZM134 1V0H133ZM133 1H130V2H132L133 3ZM136 1V0H135ZM134 1V2H135ZM176 1H178V0H176ZM181 1V0H180ZM183 1H185V0H183ZM214 1V0H213ZM230 1H232V0H230ZM235 1H237V0H235ZM241 1V0H240ZM239 1V2H240ZM243 1H245V0H243ZM249 1V0H248ZM262 6H264V0H257ZM1 2V1H0ZM23 2H24V0H23ZM37 2H38V0H35V2H34V4H32L31 6L33 7V10H34V12H35V16L36 17H38L39 18V21L40 22H43V24H44V20H45V17L46 16H48V19L50 20V23H52V22H54V21H56V19H55V17H54V15H53V13L52 12H54L55 13V11H51V13L52 14H49V13H47L48 15H41V14H43V13H46V12H43L44 10H45V8H44V10L42 11L43 13H41L40 14V16L37 14V13H40V11L38 12V9L39 8H37L38 7V4H37ZM62 2V1H61ZM64 2V1H63ZM77 2V1H76ZM78 2H77V4H76V9H75V11H82V13L81 12H79V13H81L82 14V16H81V14L79 15L80 17H82L83 18V16H84V21L87 19H85V12H87L88 11V9H87V7L86 6H88V5H85V3H80L79 5H78ZM92 2L94 3V0H92ZM102 2V1H101ZM107 2V1H106ZM129 2V4H127L128 6V8H129V6H130V3ZM141 3V1L139 2V1H136V3ZM144 2V1H143ZM142 2V3H143ZM151 2H152V0H151ZM154 2H155V0H154ZM158 2V1H157ZM166 2V1H165ZM226 2V1H225ZM233 2V1H232ZM232 2H230V4L232 3ZM239 2H237V3H239ZM242 2V1H241ZM255 1H253V3H254ZM16 3V2H15ZM18 3V2H17ZM19 3H20V1H19ZM25 3H26V1H25ZM29 3V2H28ZM31 3V2H30ZM55 3H59V5L58 4H55ZM55 3H53L52 5H54V6H62V7H60L61 9H63V10H65L63 7H64V5H65V7L67 6L65 3H64V5L62 4H60V2H55ZM69 3H73V2H69ZM91 3V2H90ZM90 3H89V5H90ZM92 3V4H93ZM96 3V2H95ZM109 3V2H108ZM112 3H115V2H112ZM111 3V4H112ZM123 3V2H122ZM127 2H125V4H126ZM136 3H135V5H136ZM156 3V2H155ZM161 3V2H160ZM160 3H159V5L158 6H161L160 5ZM173 3V2H172ZM176 3V2H175ZM210 3H211V1H210ZM234 3V2H233ZM249 3V2H248ZM11 4V5H12ZM23 4V3H22ZM21 3L19 4L20 6L22 5ZM41 4V3H40ZM74 4V3H73ZM98 4H100V5H98L97 7L96 6H94L95 8H100V6L102 5L100 2L98 3ZM118 4V2H116V5ZM124 4V3H123ZM150 4V3H149ZM154 3H152V5L151 6H154L153 5ZM162 4H163V2H162ZM168 5V3H165L164 5ZM179 4V3H178ZM181 4V3H180ZM179 4V5H180ZM212 4V3H211ZM229 4V5H230ZM245 4H247V2L245 3ZM250 4H252L251 3V1H250ZM260 4H255L254 5V7H253V10H254V13H255V11H258V12H260L259 10H260V8H259V10H257V8L259 7V6H261ZM18 5V4H17ZM18 5V6H19ZM27 5V4H26ZM26 5H24V6H26ZM45 5V4H44ZM46 5H48V4H46ZM51 5V6H52ZM70 5V9H71V5L72 4H69ZM97 5V4H96ZM108 5V4H107ZM110 5V4H109ZM109 5H108V7H109ZM121 5V4H120ZM120 5H118L119 7H121ZM133 5V4H132ZM134 5V6H135ZM139 5V4H138ZM171 5H173V4H171ZM170 4L168 5V6H170V7H172L173 8V6H171ZM174 5H176V4H174ZM214 5V4H213ZM218 5V4H217ZM222 6L224 5V6H226L225 4H221ZM220 5V6H221ZM238 5V7H241L239 4H237ZM18 6H17V8H18ZM23 6V5H22ZM23 6V7H24ZM28 6V5H27ZM29 6H30V4H29ZM30 6V7H31ZM40 6V5H39ZM72 6H75V5H72ZM92 7H93V5H91ZM106 6V5H105ZM104 6V7H105ZM118 6H117V8H118ZM122 6H124V5H122ZM126 6V5H125ZM144 6V5H143ZM147 6V5H146ZM156 6V5H155ZM163 6V5H162ZM162 6H161V8H160V12H162L161 10H163V8H162ZM185 6V5H184ZM223 6V7H224ZM231 6H232V4H231ZM234 6V5H233ZM246 6H248V5H245V6H243L242 5V7L244 8V7H246ZM22 7V8H23ZM29 7V8H30ZM41 7V6H40ZM59 7L57 8V7H55V8H57L58 10H59ZM69 6H67L66 8H68ZM102 7V6H101ZM107 7V6H106ZM126 7V10L128 9ZM139 7H141V4L139 5ZM138 7V8H139ZM145 7V6H144ZM164 7V6H163ZM177 7H179V6H177ZM180 7H182V6H180ZM179 7V8H180ZM216 7V6H215ZM227 7V6H226ZM234 7H236V3H235V6ZM241 7V8H242ZM1 8V7H0ZM21 8V9H22ZM28 8V7H27ZM73 8V7H72ZM88 8H91V7H89L88 6ZM133 8V7H132ZM135 8V7H134ZM138 8H135V10L136 9H138ZM143 8V7H142ZM148 8V7H147ZM153 8V7H152ZM156 8V7H155ZM167 8V7H166ZM174 8L175 9H177L175 6H174ZM183 8V7H182ZM262 8V7H261ZM12 9V8H11ZM20 8H18V10H16V11H19V10H21ZM74 9V8H73ZM86 9H87V11H86ZM94 8H92L91 10V12L90 11H88V12H90V13H92L94 10H93ZM100 9H103V8H100ZM99 9V11H101ZM116 9V8H115ZM114 9V10H115ZM181 9V8H180ZM184 9V8H183ZM217 9H218V6H217ZM216 9V10H217ZM230 9V8H229ZM235 9H240V8H235ZM248 9H249V7H248ZM247 9V10H248ZM250 9H251V7H250ZM3 10H2V12H3ZM31 10H32V8H31ZM47 10V9H46ZM45 10V11H46ZM49 10V9H48ZM47 10V11H48ZM62 10V11H63ZM67 10H69V8L67 9ZM72 10V9H71ZM96 11H98L97 9H95ZM110 10H111V8H110ZM113 10V9H112ZM129 10V9H128ZM133 10V9H132ZM146 10V9H145ZM153 9H151V11H152ZM156 10V9H155ZM155 10H154V12H155ZM165 10H167V9H165ZM165 10H164V12H165ZM170 10V9H169ZM173 9H171V11H172ZM182 10V9H181ZM187 10V9H186ZM234 10V9H233ZM241 10V9H240ZM243 10V9H242ZM1 11V10H0ZM24 11H25V9H24ZM29 11V10H28ZM28 11H26V13L28 12ZM49 11V12H50ZM61 11V10H60ZM60 11H59V13H60ZM66 11V10H65ZM74 10H73V12H70L71 14H73L74 12H75ZM103 11V10H102ZM101 11V12H102ZM106 11V9L104 8V11L103 12H105ZM116 11V10H115ZM199 11V10H198ZM219 11V10H218ZM221 11V10H220ZM228 11V10H227ZM250 11V10H249ZM262 11L264 12V10L262 9ZM22 12V10L20 11V13ZM33 12V13H34ZM66 12H68V11H66ZM88 12H87V14H88ZM95 12V11H94ZM110 12H112V11H110ZM127 12H129V11H127ZM131 12V11H130ZM129 12V13H130ZM135 12V11H134ZM137 12H138V10H137ZM163 12V13H164ZM170 12V11H169ZM174 11H172V16L173 15H177V14H174L173 13ZM176 13H180V16L182 15H184L185 13H186V11L185 10H182V11H175ZM187 12H190V11H187ZM235 12H236V10H235ZM242 12V11H241ZM243 12H245L244 10H243ZM253 12V11H252ZM1 13V12H0ZM17 13H19V12H17ZM23 13V12H22ZM21 13V14H22ZM25 13V12H24ZM29 13H30V11H29ZM31 13H32V11H31ZM30 13V14H31ZM32 13V14H33ZM69 13V12H68ZM95 13H97V14H99L98 12H95ZM108 13V12H107ZM112 13H115V12H112ZM124 14H125V12H123ZM133 13V12H132ZM136 13V12H135ZM147 13V12H146ZM191 13H193V11H191ZM196 13V12H195ZM237 13V12H236ZM254 13L252 14V16L254 15ZM257 13V12H256ZM10 14V15H9ZM70 14V15H71ZM97 14H96V17L98 18L99 16L101 17L102 16V14L101 15H99V16H97ZM143 14H145V12L143 13ZM149 13H147V14H145L146 16L148 15ZM164 14H166V12L164 13ZM171 14H169L170 16H171ZM188 14V16H189V13H187ZM187 14L185 15V16H187ZM194 14V13H193ZM238 14V13H237ZM243 14H245V13H243ZM258 14V13H257ZM255 15V17H256V19L258 20V15ZM261 14L263 15L264 13H262L261 12ZM26 15V14H25ZM38 15V16H37ZM57 15V14H56ZM59 15V14H58ZM64 14L62 13V16H63ZM66 15V14H65ZM106 16L108 15V14H105ZM105 15H103V17H101V20H103V18L105 19L106 17H104ZM109 15H110V13H109ZM114 15V14H113ZM116 15V14H115ZM135 15V14H134ZM142 15V14H141ZM149 15H151V14H149ZM192 15V14H191ZM190 15V17H193L194 18V16H191ZM195 15V14H194ZM199 15V14H198ZM248 15H250L251 16V13L249 14V12H248ZM260 15V14H259ZM27 17H28V15H26ZM26 16H24V17H26ZM30 16V15H29ZM41 16H43L44 17V20H40V17ZM68 16V15H67ZM76 16H77V18H79V16L76 14ZM88 16V15H87ZM93 16H94V13H93ZM121 16H122V14H121ZM120 16V17H121ZM125 16H127V15H125ZM137 16V15H136ZM138 16H140V15H138ZM144 16V15H143ZM152 16H153V14H152ZM166 16V15H165ZM164 15H163V18H166L167 20L169 19V18H167V16L165 17ZM171 16V17H172ZM196 16V15H195ZM239 16V15H238ZM241 16V15H240ZM249 16V17H250ZM27 17L25 18V19H27ZM35 17V19H36V21H38L37 20V18ZM58 17V16H57ZM72 17H73V15H72ZM75 17V16H74ZM71 18V19H76V17L75 18ZM90 18H88V19H92L91 17H92V15L91 16H89ZM111 17V16H110ZM129 17V16H128ZM131 17H133V16H131ZM131 17H130V20H131ZM148 17L149 16H147L145 19L147 20L148 19ZM154 17H156V16H153V18ZM159 17H160V15H159ZM173 17H175V16H173ZM172 17V18H173ZM198 17V16H197ZM196 17V18H197ZM245 17H247L248 18V16H245ZM34 18V17H33ZM61 19H63L62 17H60ZM64 18H66L65 16H64ZM96 18V19H97ZM108 19H109V17H107ZM122 18V17H121ZM138 18H143L142 16L141 17H138ZM152 18V17H151ZM150 18V19H151ZM178 18H179V16H178ZM177 17H175V19H178ZM180 18H184V16L183 17H180ZM179 18V19H180ZM188 18V17H187ZM186 18V19H187ZM202 18V17H201ZM243 19H244V16L242 17ZM251 18V17H250ZM260 18H261V16H260ZM259 18V25L257 24V23H255V22H252V23H255V24H257V25H253V24H251L250 23V25H253L254 26V28L253 27H251L252 28V30H253V34H251L252 32H250L251 30H250V28H249V34H251L252 35V40H257V45L259 46V49H261V51L263 50V52H264V21H262L261 19ZM263 18H264V16H263ZM31 19H32V17H31ZM60 19V21H62ZM70 19V20H71ZM80 19V18H79ZM95 19V18H94ZM94 19H92V21H94L95 22V20ZM100 19V18H99ZM98 19V20H99ZM125 19V18H124ZM127 19V18H126ZM140 19H138V22H133V25L135 26V25H137V27L139 26L137 23H141L142 22V19L140 20ZM150 19L149 20H147V21H150ZM156 19V18H155ZM161 19V18H160ZM190 18H188V20H189ZM192 19V18H191ZM199 19H200V17H199ZM249 19V18H248ZM28 20V19H27ZM51 20H52V22H51ZM67 19H65V21H66ZM78 20V19H77ZM80 20H82V19H80ZM79 20V21H80ZM115 20V19H114ZM113 20V21H114ZM119 20H120V18L117 20L118 22L117 23H119ZM129 20V21H130ZM136 20H137V18H136ZM146 20L145 21H143V22H146ZM195 20H197V19H195L194 18V22L193 23H195ZM240 20H242L241 18H240ZM247 19H245V21H246ZM251 20H252V18H251ZM0 21H2V20H0ZM39 21H38V24H39ZM57 23H59L60 21H59V19H57ZM63 21H64V19H63ZM72 21V20H71ZM83 21V22H84ZM87 21V20H86ZM112 21V20H111ZM124 21V20H123ZM123 21H121V23L123 22ZM128 21V20H127ZM126 21V22H127ZM128 21V22H129ZM132 21V20H131ZM152 21V20H151ZM151 21H150V23H151ZM173 21V20H172ZM176 21H178V20H176ZM193 21V20H192ZM201 21H203L204 22V20H201ZM201 21H199V22H201ZM32 23L31 24H33V22L34 21H31ZM67 22H70V21H68L67 20ZM67 22H65V24L67 23ZM88 23H89V21H87ZM86 22V23H87ZM93 22V23H94ZM98 22H102V21H98ZM97 22V23H98ZM143 22L141 23V28H143L144 26L143 25H145V24H143ZM153 22V21H152ZM178 22H181V20L180 21H178ZM178 22H176V23H178ZM183 22L185 23L186 22V20L184 21V19H182V24H183ZM209 21H207V23H206V21H205V23L208 25V27H209V25H212L211 23H208ZM242 21H240V23H241ZM248 22V24H249V21H247ZM258 22V21H257ZM28 23H30L29 21H28ZM45 23H47V22H45ZM56 22H54L53 23V25L55 24ZM61 23V22H60ZM62 23H64V22H62ZM74 23V22H73ZM80 23V22H79ZM85 23V22H84ZM90 23H91V21H90ZM104 23V22H103ZM105 23H108V22H106V19H105ZM104 23V24H105ZM149 23V22H148ZM156 23V22H155ZM159 23H161V22H159ZM163 23H164V21H163ZM166 23V22H165ZM197 23H198V21H197ZM204 23V24H205ZM246 23V22H245ZM31 24H30V26H29V29H31ZM35 25H32L33 27L34 26H37L36 25V23H34ZM41 25H42V23H40ZM39 24V25H40ZM70 24H72V23H70ZM92 24V23H91ZM90 24V25H91ZM100 24V26L102 25L101 23H99ZM98 24V25H99ZM113 24V23H112ZM120 24V23H119ZM125 24V23H124ZM127 24V23H126ZM143 24V25H142ZM169 24H171V22L169 23ZM172 24H173V22H172ZM171 24V25H172ZM179 24V23H178ZM196 24V23H195ZM195 24H193L192 26L195 28ZM247 24V23H246ZM26 25H28L27 23H26ZM50 25V24H49ZM78 25V24H77ZM81 25V24H80ZM82 25H83V23H82ZM81 25V26H82ZM94 25V24H93ZM96 26H98L97 24H95ZM106 25V24H105ZM118 25V24H117ZM117 25H116V27H117ZM128 25V24H127ZM131 25H132V23H131ZM155 25V24H154ZM154 25H151V27L152 26H154ZM158 25V24H157ZM156 25V26H157ZM160 25V24H159ZM162 25V24H161ZM166 25H168V24H166ZM170 25V26H171ZM175 25V24H174ZM187 25H188V21H187ZM187 25H183V26H185L187 29L189 28ZM190 25V24H189ZM203 25V24H202ZM207 25H206V27H207ZM25 26V25H24ZM43 26V25H42ZM47 26V25H46ZM57 26V25H56ZM60 26V25H59ZM63 26V25H62ZM72 26H73V24H72ZM95 26V27H96ZM124 26V25H123ZM126 26V25H125ZM130 26V25H129ZM169 26V25H168ZM173 26V25H172ZM175 26H177V25H175ZM179 26V25H178ZM177 26V27H178ZM182 26V27H183ZM191 26V25H190ZM214 26V25H213ZM217 26V25H216ZM257 26V27H256ZM52 27V26H51ZM54 27V26H53ZM64 27V26H63ZM62 27V28H63ZM71 27V26H70ZM78 27V26H77ZM77 27L75 28V32H76V30H77ZM87 27V26H86ZM88 27H91V26H88ZM99 27V26H98ZM103 27V26H102ZM108 27L109 28H111L112 26L109 24L108 25ZM121 27H122V25H121ZM132 27V26H131ZM130 27V28H131ZM150 27V28H151ZM155 27V26H154ZM153 27V28H154ZM159 27V26H158ZM161 28H162V26H160ZM181 27V26H180ZM182 27H181V29L180 30H182ZM205 26H203V28H204ZM212 27V26H211ZM35 28V27H34ZM38 28V32L41 30V29H39V28H41L40 26H38L37 27ZM49 29H50V27H48ZM47 28V29H48ZM57 28V27H56ZM59 28V27H58ZM60 28H61V26H60ZM60 28H59V30H60ZM62 28H61V30H62ZM66 28V27H65ZM104 28H106V27H104ZM126 28H128V27H126ZM133 28V27H132ZM131 28V29H132ZM141 28H139V30L141 29ZM156 28V27H155ZM164 28H166V27H164ZM173 28V27H172ZM192 28V27H191ZM191 28H189L190 30H191ZM202 28V26L199 24V26H198V28H195L194 29V31H192V32H194V34H192V36H195L194 38H200V39H203V40H207V37L209 36V35H207V34H209V33H207L208 31H210V28H209V30H208V28H204L203 29ZM242 28H244V27H242V26H240L239 27V25L238 24H235V25H233V26H231L230 27V29H229V31H228V34H230V35H234L235 33H237V32H242ZM0 29H1V26H0ZM26 29V28H25ZM46 29V30H47ZM73 29V28H72ZM108 29V28H107ZM116 29V28H115ZM118 29H120V25H119V28ZM130 29V30H131ZM136 29V28H135ZM135 29H134V31H135ZM138 29V28H137ZM157 29V28H156ZM155 29V30H156ZM163 29V28H162ZM169 29H170V27H169ZM178 29V30H179ZM206 29L208 30V31H206ZM78 30H82V29H78ZM87 30L89 31V28H87ZM87 30H83L84 32L85 31H87ZM101 30V29H100ZM105 30V29H104ZM117 30V29H116ZM115 30V31H116ZM126 30H129V29H126ZM125 29L124 30H122V31H126ZM129 30V31H130ZM138 30V31H139ZM155 30H153V31H155ZM164 30V29H163ZM166 30V29H165ZM171 30V29H170ZM168 30L169 31V33L171 32V31H173V30ZM178 30H177V34H178ZM1 31V30H0ZM34 31H36V30H34ZM43 31V30H42ZM50 31V30H49ZM98 31V30H97ZM134 31H132V32H134ZM146 31V30H145ZM147 31H149V30H147ZM33 32V31H32ZM37 32V33H38ZM100 32V31H99ZM102 32V31H101ZM105 32V31H104ZM107 32V31H106ZM114 32V31H113ZM112 32V33H113ZM118 32H121V31H118ZM136 32V31H135ZM140 32H143V30H140ZM151 32H152V30H151ZM156 32V31H155ZM158 32V31H157ZM167 31H165V33H166ZM192 32H190V33H192ZM13 33V34H12ZM36 33V34H37ZM42 33V32H41ZM41 33H40V36H41ZM77 33H78V31H77ZM82 33V32H81ZM115 33V32H114ZM127 33V32H126ZM129 33V32H128ZM144 33V32H143ZM147 33H150V32H147ZM153 33V32H152ZM159 33V32H158ZM169 33H168V37H170V39L168 40V39H166L167 38V35H165L164 33H162L161 35L160 34H157V35H160L157 39L156 38H151L152 40L154 39H156L155 40V42L154 43H152L153 44V47L150 49L149 48V46H147L149 49H148V51H147V53L146 54H148V57H149V59L148 60H143V61H139L140 60V58H139V60H135V59H137L136 57H134L135 59H134V62H132V63H130L129 61H124V63L120 60V57L118 56V58H119V60L121 61L120 63H121V65L120 66H122V65H124V67L126 68V67H128V65L129 66H131V69L129 70L128 68L126 69V70H129V71H127V72H131L132 70H133V72L134 71H136L135 73H139V71H141L142 70V68H141V66H144V65H141V64H143L142 62H149V67H145V69L146 68H150L151 66H152V68L154 69V65L156 64V62L153 60V58L151 59V57L153 56V53L155 54V56H158V55H161V53H163V54H165L166 53V51L165 50H167V54L168 55H170V54H172V52H174V51H172L171 49L173 48L172 47V45L171 44H169V42L171 41L172 42V39L174 40V38L175 39H178L177 38V34H175L176 32H173L174 34H175V36L176 37H172V39H171V33H170V36H169ZM173 33H172V36H174L173 35ZM211 33V32H210ZM24 34V35H23ZM43 34V33H42ZM47 34V33H46ZM65 34V33H64ZM132 34V33H131ZM134 34V33H133ZM137 34V33H136ZM135 34V35H136ZM141 34V33H140ZM167 34V33H166ZM181 34H182V32H181ZM181 34H178V35H181ZM240 34V33H239ZM239 34H237V35H239ZM50 35V34H49ZM61 35V34H60ZM106 35V34H105ZM116 35H117V33H116ZM119 35H121V36H123L121 33L119 34ZM118 35V36H119ZM146 35V34H145ZM147 35H149V34H147ZM162 35H164V38H163V36ZM184 35V36H183ZM190 34L188 33V32H183V34H182V36L183 37H185L186 39H188L187 37H190L189 36ZM243 35H244V33H243ZM242 35V36H243ZM37 36H38V34H37ZM39 36V37H40ZM56 36V35H55ZM77 36V35H76ZM131 36V35H130ZM129 36V37H130ZM162 36V37H161ZM219 36V35H218ZM228 36V35H227ZM246 36H248V34L246 33ZM250 36V35H249ZM112 37V36H111ZM141 37V36H140ZM179 37H181V36H179ZM183 37H181V38H183ZM210 37H211V34H210ZM251 37V36H250ZM249 37V38H250ZM49 38V37H48ZM63 38H64V36H63ZM116 38V37H115ZM118 38H120V40H121V37L119 36ZM125 38V37H124ZM127 38H128V36H127ZM126 38V39H127ZM132 38V37H131ZM130 38V39H131ZM134 38V37H133ZM143 38V37H142ZM141 38V39H142ZM185 38H183V39H185ZM193 38V39H194ZM227 38V37H226ZM225 38V39H226ZM53 41H52V40ZM111 39V38H110ZM117 39V38H116ZM243 39H244V37H243ZM246 39H247V37H246ZM24 40V41H23ZM62 41V38H60L59 39V41ZM118 40V39H117ZM116 40V41H117ZM142 40H144V39H142ZM150 40V39H149ZM151 40V41H152ZM199 40V39H198ZM210 40H211V38H210ZM223 39H219V40H216L215 42H214V44H213V47H212V50H210V51H208V48L206 49V46H205V49L203 48L202 49V51L204 50V52L207 54V56H209V55H211V53H216V54H218L219 56L220 55H225V54H228V51H227V49L225 48L226 46V44L224 45V42L222 41ZM229 39H227V41H228ZM251 40V41H252ZM33 41H31L30 43H32ZM59 41H57V42H59ZM71 41V40H70ZM105 41V40H104ZM103 41V43H94L93 44V42H92V44H93V46L92 47H94L93 49H90L91 48V46H90V48H88V49H90L92 52L94 51V53H95V51H97V54H98V52L100 51V50H102L101 52H103V50H106V49H108L112 44H114L115 43V41H113L112 43H109L110 41H112V40H109V42L107 41V42H104ZM123 41H125V40H123ZM133 41H135V40H133ZM132 41V42H133ZM137 41V40H136ZM176 41V40H175ZM201 41V40H200ZM204 41V42H205ZM208 41V40H207ZM248 41L249 40H247V43H248ZM25 42H24V44H25ZM41 39H40V41H39V45H42L43 44V42H41ZM64 42H65V40H64ZM95 42V41H94ZM128 42L130 43V41L128 40ZM141 43H142V41H140ZM144 42V41H143ZM146 42V41H145ZM145 42H144V44H145ZM149 42V41H148ZM208 42H210V41H208ZM207 42V43H208ZM211 42H213V41H211ZM242 42H244V41H242ZM2 43V42H1ZM44 43V44H45ZM56 43V42H55ZM72 43V42H71ZM173 43V42H172ZM206 43V42H205ZM206 43V44H207ZM246 43V44H247ZM250 43V42H249ZM4 44V43H3ZM2 44V45H3ZM43 44V45H44ZM58 44V43H57ZM62 43H60L59 45H61ZM73 44V43H72ZM90 44V43H89ZM123 44H125V45H127V42L126 43H123ZM143 44V45H144ZM152 44H150L149 43V45H152ZM210 44V43H209ZM252 44V43H251ZM2 45H0V46H2ZM29 45H31V44H29ZM29 45L26 47V48H29ZM64 44H62V46H63ZM67 45V44H66ZM69 45H70V43H69ZM69 45H67V47H70ZM88 45V44H87ZM86 45V46H87ZM184 45V44H183ZM190 45V44H189ZM248 45V44H247ZM255 45V44H254ZM256 45V46H257ZM56 46V45H55ZM58 46V45H57ZM56 46V47H57ZM65 46V45H64ZM85 46V47H86ZM202 46H203V44H202ZM251 46V45H250ZM249 46V47H250ZM252 46H253V44H252ZM43 47V46H42ZM66 47V48H67ZM126 47V46H125ZM140 47V46H139ZM146 47V46H145ZM234 47V46H233ZM233 47H232V49H233ZM57 48H59V47H57ZM62 48V47H61ZM71 48V47H70ZM251 48V47H250ZM249 48V49H250ZM2 49H3V47H2ZM56 49V48H55ZM69 49V48H68ZM72 49V48H71ZM86 49V48H85ZM128 49V48H127ZM131 49V48H130ZM135 49V48H134ZM239 49H241V48H239ZM239 49H237L236 47H234V50H235V52H237ZM1 50V49H0ZM52 50V49H51ZM58 50H61V49H57V51ZM89 50V51H90ZM145 50V49H144ZM183 50H184V48H183ZM234 50H232V51H234ZM242 50V49H241ZM39 51L42 53H40L41 55H43V56H41V58H40V55H39ZM45 51H48V50H45ZM54 51V50H53ZM53 51H51V52H53ZM61 51H65V49L63 50V48H62V50ZM67 51H69V50H67ZM73 50H71L70 51V53L68 52H65V54L64 55H62V57L61 58H63V61L64 60H66L67 59V57L68 58H70V56H72L73 54H74V51L72 52ZM127 51L128 50H119V51H116V53H126L127 54ZM212 51V52H211ZM251 51V50H250ZM253 51V50H252ZM257 51V50H256ZM255 51V52H256ZM54 52H56V50L54 51ZM72 52V53H71ZM139 52V51H138ZM143 52H145V51H143ZM23 53V54H22ZM45 55H44V54ZM56 53H59V51L58 52H56ZM76 53V52H75ZM132 53V52H131ZM179 53V52H178ZM187 53V52H186ZM231 53V52H230ZM259 53H260V50H259ZM258 53V54H259ZM26 54H27V56H26ZM54 54V53H53ZM61 54H63V52L61 53ZM91 54V53H90ZM96 54V55H97ZM141 54V53H140ZM162 54V55H163ZM180 54H181V52H180ZM185 54V53H184ZM202 54V53H201ZM206 54H205V56H206ZM261 54H262V52H261ZM261 54H259V55H261ZM22 55H24V56H26V57H23ZM58 55H60V53L58 54ZM58 55H56V56H58ZM118 55V54H117ZM122 55V54H121ZM136 55V54H135ZM145 55V54H144ZM183 55V54H182ZM181 55V56H182ZM186 55H188V54H186ZM193 55V54H192ZM197 55H200V54H197ZM232 55H234V53H232ZM264 55V54H263ZM51 56V57H50ZM87 56V55H86ZM94 56V55H93ZM113 56H114V54H113ZM132 56V55H131ZM139 56H141V55H139ZM173 56H174V54H173ZM173 56H170V57H173ZM177 56V55H176ZM180 56V57H181ZM22 57V59H20ZM48 57V58H47ZM59 57V56H58ZM59 57V60H58V63H60V60H61V58ZM73 57V56H72ZM72 57H71V60H72ZM74 57H76L75 55H74ZM125 57V56H124ZM147 57V56H146ZM164 57V56H163ZM167 57H169V56H167ZM179 57V56H178ZM195 57V56H194ZM201 57H203V56H201ZM212 57V56H211ZM231 57V56H230ZM257 57H259V56H257ZM122 58V57H121ZM129 58V57H128ZM187 58L189 59V57L187 56ZM216 58V57H215ZM215 58H213V59H209V60H206V59H200L201 60V62H200V68H203L204 66H206V64H210V66H209V68H208V74L210 75V76H213V75H215L216 73H217V71H215V69H217L218 67H221L220 65L222 64L221 62V64H219V62L217 61V60H215ZM234 58V57H233ZM260 58V57H259ZM52 59H54V57L52 58ZM91 59H92V56H91ZM97 59V61H99L98 60V58H96ZM114 59H116V58H114ZM126 59V58H125ZM156 60L158 59V58H155ZM172 59V58H171ZM188 59H186V60H188ZM193 59V58H192ZM196 59V58H195ZM220 59V58H219ZM229 59H231V58H229ZM236 59V58H235ZM56 60V59H55ZM70 59H68V61H69ZM75 60V59H74ZM128 60V59H127ZM132 60V59H131ZM158 60H160V59H158ZM184 59H182V58H180V59H177L176 61H175V63H177V66L176 67H174V64L175 63H173L172 65H173V67L174 68H171L170 70H171V76L170 77H173V76H176V74H178V72H180V70L183 68V70L181 71L182 73H183V71L185 70L184 69V65L185 66H188L189 64L187 63V62H185V61H183ZM197 61H200V60H198V58L196 59ZM221 60V59H220ZM233 60V59H232ZM41 61V62H42ZM52 61V60H51ZM57 61V60H56ZM62 61V60H61ZM62 61V62H63ZM80 61V60H79ZM79 61L77 62V63H79ZM173 61V60H172ZM193 61V60H192ZM190 62L189 61V63L190 64H192V63H194V61L193 62ZM1 62V63H2ZM55 61L53 60V62H52V64L54 63ZM66 62H67V60H66ZM76 62H74L75 64H77ZM89 61H87V63H88ZM91 62V61H90ZM161 62V61H160ZM1 63H0V66H1ZM40 63V62H39ZM43 63V62H42ZM42 63H41V65H42ZM49 63V62H48ZM57 62H55L54 64H56ZM63 63H65V62H63ZM63 63H61V64H63ZM68 64L69 63H72V61L70 62H67ZM81 63V62H80ZM86 63V62H85ZM86 63V64H87ZM95 63V62H94ZM103 64L105 63V62H102ZM159 63V62H158ZM163 63V62H162ZM161 63V64H162ZM168 63V62H167ZM166 63V64H167ZM225 63H227V62H225ZM245 63V62H244ZM244 63H242V64H244ZM53 64V65H54ZM90 64V63H89ZM107 64V63H106ZM160 64V65H161ZM198 64H199V62H198ZM233 63H228V65H230V67H232L233 65H232ZM246 64V63H245ZM248 64V63H247ZM43 65H44V63H43ZM46 65L47 64H45V66L44 67H46ZM49 65V64H48ZM47 65V67H49ZM52 65V66H53ZM58 65V64H57ZM56 65V66H57ZM79 65V64H78ZM88 65V64H87ZM110 65V64H109ZM224 65V64H223ZM232 65V66H231ZM249 66H250V64H248ZM51 66V65H50ZM51 66V67H52ZM55 66V67H56ZM59 66H61L60 64H59ZM59 66H57L56 67V70L59 68ZM64 66H66V64L64 65ZM68 66H73L74 68H75V66L74 65H67V67ZM86 66V65H85ZM107 66V65H106ZM105 66V70H106V68H108V67H106ZM156 66V65H155ZM163 66V65H162ZM192 66H193V64H192ZM224 66H226V65H224ZM235 66V65H234ZM239 66V65H238ZM243 66H245V65H243ZM10 67H11V70H10ZM54 67V66H53ZM79 67H80V65H79ZM84 66L82 65V67H81V69L83 68ZM102 67V66H101ZM100 67V68H101ZM116 67H117V65H116ZM115 67V68H116ZM123 67V66H122ZM189 67L190 66H188V69H189ZM195 67V66H194ZM246 67V66H245ZM244 67V68H245ZM252 67V66H251ZM251 67H248L247 66V68H251ZM14 68V70H12ZM74 68H72L73 69V71L75 70L76 71V69H74ZM77 68H78V66H77ZM86 68V67H85ZM85 68H84V70H85ZM88 68H90V67H88ZM118 68H120V67H117V69H115V70H118ZM157 68V67H156ZM159 68V67H158ZM193 68V67H192ZM238 68V67H237ZM246 68V69H247ZM49 69H50V67H49ZM80 69V68H79ZM79 69H77V71L79 70ZM93 69H94V67H93ZM109 69V68H108ZM112 69V68H111ZM144 69V68H143ZM144 69V70H145ZM159 69H162L161 68V66H160V68ZM159 69L157 70L158 72H160L159 71ZM187 69V70H188ZM191 69V68H190ZM236 69V68H235ZM239 69H240V67H239ZM252 70L253 69H255V67H253V68H251ZM259 69V68H258ZM18 70V71H19ZM47 70V69H46ZM83 69L81 70V72L82 73H86L87 71H89L90 69H87L86 68V70L84 71ZM92 70V69H91ZM90 70V71H91ZM95 70V72H92V73H96V68L94 69ZM99 70V69H98ZM119 70H121V69H119ZM125 70V71H126ZM155 70V69H154ZM226 70H227V68H226ZM232 70V69H231ZM231 70H229V71H231ZM250 70V69H249ZM17 71V72H18ZM35 71V70H34ZM39 72L37 73V71H36V73H37V75L39 74L40 75V73L42 72V71H40V70H38ZM49 70H47V72H48ZM66 71H69V68H68V70H66ZM66 71H65V69H64V72L66 73ZM72 71V73H70L71 71H69V72H67V73H69V75L67 74L66 75V77L67 76H69L68 78H66L65 77V73L63 74V77H65L66 79H63V77H62V80L60 81V83H61V85H62V87L61 88H63V87H65V88H63L64 89V91H66V88H68L70 91H68L67 90V92L69 93V92H73V94L75 93H77L76 94V96H78V98H80L81 100H83V104H80L81 105V107H79L80 105H77L76 103V105L74 104V106L77 108V106L79 107V108H81L82 110L83 109H86V111H88V113L86 112V111H84L83 113H85V114H89V112H90V114H92V112H93V109H95L94 108V106L96 105L95 103H97V105H98V102H96L97 101V97H92V95L94 94V93H92V95H90L89 93H90V91H92V90H96L95 88H92L91 86H89L87 83H86V81H87V79L88 78H90L89 76V74L87 75L88 76V78H87V76H85V74H80V72H77V73H79V74H77V73H75V72H73ZM80 71V70H79ZM84 71V72H83ZM101 71V70H100ZM103 71H104V69H103ZM123 71H124V68H123ZM124 71V72H125ZM161 71H163V70H161ZM165 71V70H164ZM163 71V72H164ZM167 71V70H166ZM186 71V70H185ZM201 71V70H200ZM214 71V72H213ZM228 71V70H227ZM233 71V70H232ZM237 71V70H236ZM10 72V73H9ZM14 72V73H15ZM33 72V71H32ZM46 72V71H45ZM45 72H43L44 74H45V78L47 77V75H50L51 73H49V72H51V71H49L48 73L49 74H46ZM54 72V71H53ZM56 72V71H55ZM59 72L61 73V70H59ZM58 72V73H59ZM105 72V71H104ZM107 72V76H108V71H106ZM118 72V71H117ZM122 71H120V73H121ZM131 73V74H135V73ZM143 72V71H142ZM156 72V71H155ZM158 72H156V73H158ZM167 72H169V69H168V71ZM248 72V71H247ZM250 72V71H249ZM43 73H41V74H43ZM57 73V72H56ZM87 73H89V72H87ZM91 73V74H92ZM99 73H102V71L101 72H99ZM129 73H128V75H129ZM5 74V75H4ZM77 74V75H76ZM98 74V73H97ZM112 74V73H111ZM122 74H125V73H123L122 72ZM130 74V75H131ZM142 74H144V72L142 73ZM154 74V73H153ZM160 75H162V73L160 72L159 73ZM158 74V75H159ZM181 74V73H180ZM179 74V75H180ZM219 74V73H218ZM15 75H17V74H15ZM15 75H14V77H15ZM17 75V76H18ZM30 75H32V76H34L33 74H31L30 73ZM29 75V76H30ZM55 75V74H54ZM104 75V74H103ZM116 75V74H115ZM127 75V76H128ZM136 75H138V74H136ZM141 75V74H140ZM149 75H150V73H149ZM156 75V74H155ZM169 75V74H168ZM173 75V76H172ZM186 75V74H185ZM22 76V77H23ZM56 76H58V75H56ZM60 76H58V77H60ZM91 76H93V75H91ZM99 76V75H98ZM111 76V75H110ZM117 76H119V75H117ZM133 77L135 76V75H132ZM132 76H130L131 78H130V80L132 79V81H133V78H132ZM181 76V75H180ZM179 76V77H180ZM229 76V75H228ZM13 77V78H14ZM23 77V78H24ZM36 77L37 76H35V78H33V79H35V80H37V81H39L38 80V78L36 79ZM41 77H42V75H41ZM40 77V78H41ZM49 77H51V75L49 76ZM52 77H55V76H52ZM94 77V76H93ZM106 77V76H105ZM139 77V76H138ZM141 78V80L142 79H145L146 78V76H145V78L143 77L142 78V76H140ZM148 77L149 78H152L151 77V75L150 76H148L147 75V79H148ZM154 77V76H153ZM157 77V76H156ZM162 77H165V76H162ZM162 77H159V78H162ZM10 78V79H9ZM29 78V77H28ZM28 78H26V79H24V81H28ZM44 78V75H43V77H42V79ZM95 78V77H94ZM112 78V77H111ZM119 78V77H118ZM135 78H137V77H134V80H135ZM169 78V77H168ZM173 78H175V77H173ZM172 78V79H173ZM3 80L2 81H4V78H2ZM31 79H32V77H31ZM30 79V80H31ZM33 79H32V81H33ZM47 79H48V77H47ZM47 79H46V81H44V82H46L47 83ZM60 79V78H59ZM91 79L92 78H90V81H91ZM106 79V78H105ZM108 79V78H107ZM110 79V78H109ZM124 79H126V77H124ZM128 79V78H127ZM153 79V78H152ZM157 79V78H156ZM163 79V78H162ZM170 79V78H169ZM176 79V78H175ZM49 80V79H48ZM57 80V79H56ZM89 80V79H88ZM140 80V81H141ZM177 80H179V79H177ZM12 81V82H13ZM23 81V80H22ZM22 81L19 83V84H21L22 83ZM42 81V80H41ZM40 81V82H41ZM90 81H88V83L90 82ZM111 81V80H110ZM125 81H127V80H125ZM131 81V82H132ZM135 81H137V79L135 80ZM143 81H145V80H143ZM147 81V80H146ZM18 82H17V85H18ZM25 82V83H26ZM28 82H31V81H28ZM34 83H35V81H33ZM33 82H31V83H33ZM40 82H39V84H40ZM44 82H41L42 84L44 83ZM59 82V81H58ZM57 82V83H58ZM93 82V80L90 82V85H91V83ZM122 82V81H121ZM124 82V81H123ZM122 82V83H123ZM147 82H149V81H147ZM15 83H12L13 85L15 84ZM24 83V82H23ZM33 83V84H34ZM56 83V84H57ZM59 83V84H60ZM94 83H95V81H94ZM94 83H92V85H94L95 86V84ZM97 83V82H96ZM117 83V82H116ZM137 83V82H136ZM140 83V82H139ZM220 83V82H219ZM0 84H1V81H0ZM11 84V85H12ZM29 83H27L26 85H28ZM38 84V85H39ZM97 84H99V82L97 83ZM97 84H96V86H97ZM104 84H105V82H104ZM104 84H102V85H104ZM110 84H111V82H110ZM125 84H126V82H125ZM135 84V83H134ZM141 84H142V81H141ZM141 84H138V85H141ZM146 84V83H145ZM218 84V83H217ZM216 84V86L218 87V89H219V86ZM2 85H3V82H2ZM25 85V86H26ZM30 85V84H29ZM34 85H37V84H34ZM33 85V86H34ZM41 85V84H40ZM45 85V84H44ZM43 85V86H44ZM48 85H49V83H48ZM58 85V84H57ZM107 85V84H106ZM116 85V84H115ZM137 85V84H136ZM153 85V84H152ZM171 85V84H170ZM220 85V88H221V85L222 84H219ZM16 86V85H15ZM20 86H23L22 88H24L25 86L24 85H20ZM31 86H32V84H31ZM117 86V85H116ZM116 86H114L115 88H116ZM126 86V85H125ZM143 86V85H142ZM189 86V85H188ZM211 86V85H210ZM3 87V86H2ZM34 87H36V86H34ZM51 87V86H50ZM55 87H57V86H55ZM100 87V88H99ZM113 87V86H112ZM174 87V86H173ZM187 87V86H186ZM206 87V86H205ZM205 87H203L204 89H205ZM214 87V86H213ZM223 88H221V89H217V90H213V88L212 87H210V89L212 90H210L209 92H208V94H206L205 93V98L203 99V100H205V101H207L206 103V105L208 106L209 105V107L210 106H212L213 108H215V109H219V108H216V107H221V108H224V107H227V109H229L230 108V105H233L234 103H236L235 101L237 100L236 99V97H238L237 95L239 94V93H237V95H236V92L234 91L235 89H233V87H231L232 89H233V91H231L229 88L228 89H226L227 88V85H226V88H225V85L224 86H222ZM8 88V87H7ZM17 88V87H16ZM19 88H21V87H19ZM36 88H38L39 90H40V87L38 86V87H36ZM49 88V87H48ZM98 88V92H99V89H101V86H98L97 87ZM103 88V87H102ZM106 88H108V87H106ZM114 88V89H115ZM139 88H141V87H139ZM138 88V90H140ZM142 88H144V86L142 87ZM206 88H208V87H206ZM225 88V89H224ZM32 89H33V87H32ZM35 89V88H34ZM41 89H42V87H41ZM44 89H45V87H44ZM50 89V88H49ZM58 90L60 89V88H57ZM57 89L55 90V93L57 92V94H58V91H57ZM109 89V88H108ZM110 89H111V87H110ZM109 89V90H110ZM116 89H118V88H116ZM126 89V88H125ZM145 89V88H144ZM184 89V88H183ZM204 89H202L204 92H207L208 91V89H207V91H205ZM37 90V89H36ZM39 90H37L36 92L38 93V91ZM43 90V89H42ZM42 90H40V92L41 93H39V94H41L42 95V93H44L45 94V92H42ZM47 90V89H46ZM52 90H53V88H52ZM119 90V89H118ZM128 90V89H127ZM130 90V89H129ZM137 90V89H136ZM142 90V89H141ZM140 90V91H141ZM237 90V89H236ZM239 90H241V89H239ZM245 90V89H244ZM30 91V90H29ZM32 91V90H31ZM30 91V92H31ZM35 91V90H34ZM44 91V90H43ZM63 91V90H62ZM63 91V92H64ZM140 91H137L138 93L140 92ZM143 91V90H142ZM54 92V91H53ZM60 92V91H59ZM93 92H95V91H93ZM132 92V91H131ZM204 92L202 93V94H204ZM240 92V91H239ZM48 93V92H47ZM46 93V94H47ZM62 93V92H61ZM66 93V92H65ZM71 93H69V95H71ZM96 93H97V91H96ZM95 93V94H96ZM119 93V92H118ZM122 93V92H121ZM27 95H28V93H26ZM32 94H35V92L33 93V91H32ZM43 94V95H44ZM49 94H51L52 96H53V93H50L49 92ZM64 94V93H63ZM137 94V93H136ZM201 94V93H200ZM30 96L29 97H33V95H31V93L29 94ZM38 94H36V96H37ZM56 95V94H55ZM97 95V94H96ZM109 94H107V96H108ZM111 95V94H110ZM236 95V96H235ZM20 96H21V94H20ZM25 96V95H24ZM40 96V95H39ZM46 96V95H45ZM65 96H66V94H65ZM107 96H105L106 97V101L109 99V98H107ZM119 96V95H118ZM18 97V96H17ZM38 97V96H37ZM42 97V96H41ZM47 97V96H46ZM51 97V96H50ZM67 97V96H66ZM71 97H74V99H76L75 98V96L73 95V96H71ZM240 97V96H239ZM23 98V97H22ZM22 98H20V100L18 99V100H16L15 102H14V104H20V102H21V99ZM35 98L36 97H34V99L33 98H30L32 101L33 100H35ZM43 98V97H42ZM45 98V97H44ZM69 98V97H68ZM101 98V97H100ZM99 98V99H100ZM114 98V97H113ZM146 98H147V96H146ZM151 98V97H150ZM201 98V97H200ZM199 98V99H200ZM241 98V97H240ZM239 98V101L241 100V99H244V98H241L240 99ZM246 98V97H245ZM251 98V97H250ZM10 99H12V98H10ZM15 99V98H14ZM25 101H27L28 100V97H25ZM46 99V98H45ZM57 99V98H56ZM73 99V100H74ZM198 99V100H199ZM4 100V99H3ZM31 100H28L29 102L31 101ZM43 100V99H42ZM63 100H65V99H61V101H63ZM69 100L70 101H72L70 98H69ZM77 100H79V99H77ZM80 100V101H81ZM126 101H127V99H125ZM144 100V99H143ZM145 100H148V98L147 99H145ZM145 100H144V103H145ZM151 100V99H150ZM185 100V99H184ZM31 101V102H32ZM36 101V100H35ZM60 101V100H59ZM60 101V102H61ZM79 101V102H80ZM102 101H104V100H102ZM101 100H100V102H102ZM105 101V102H106ZM110 101H111V99H110ZM113 101V100H112ZM181 101V100H180ZM179 101V102H180ZM187 101V100H186ZM190 101V100H189ZM188 101V102H189ZM238 101V100H237ZM244 101V100H243ZM6 102V101H5ZM13 102V101H12ZM59 102V103H60ZM65 102V101H64ZM74 102V101H73ZM99 102V103H100ZM141 102V101H140ZM185 102V101H184ZM184 102H182L181 101V105H182V103H184ZM28 102H26V105H27V107H28V104H27ZM62 103V102H61ZM66 103V102H65ZM64 103V104H65ZM70 103V102H69ZM81 103V102H80ZM104 103V102H103ZM106 103H109V102H106ZM136 103V102H135ZM143 103V102H142ZM141 103V104H142ZM153 103H154V101H153ZM156 103V102H155ZM191 103V102H190ZM6 104V103H5ZM9 104H11V102L10 103H8V105ZM22 104H24V103H22ZM41 104V103H40ZM40 104H38V105H40ZM43 105H44V109H45V104L44 103H42ZM63 104V105H64ZM67 104V103H66ZM71 104H72V102H71ZM79 104V103H78ZM95 104V105H94ZM102 104V103H101ZM105 104V103H104ZM104 104H102L103 105V107H105L104 106ZM111 104V103H110ZM109 104V106L111 107V105ZM138 104V102L136 103V104H134L133 105V111L132 112H134L133 114H136V116H138V118H140V120H142L143 119V116H142V113L144 112V110H142L141 111V109L143 108H141L140 106H138L137 105ZM176 104V103H175ZM186 104H187V102H186ZM186 104H184V106H183V109H182V113L184 112V111H188L189 110V106L188 105H186ZM195 104H196V102H195ZM197 104H199V102L197 103ZM202 104V103H201ZM240 103L238 102V105H239ZM245 104V103H244ZM52 105V104H51ZM56 105H58V104H56ZM68 105V104H67ZM67 105H65V107L63 106H61V105H58L59 106V108L56 110L55 109V105H52L53 107H54V109L56 110V111H53V115H51V114H48L47 113V108H46V110H43V111H40V109L38 108V112L36 113V114H39V115H36L37 116V119L35 118L36 116L35 115H32L31 113H33V112H31V113H29V114H31L32 116H34V118L36 119V120H38V118H40V117H42V120L44 121L45 119L47 120H50V119H53V118H61V119H59L58 121H56V122H58L59 124H61V122H62V120H63V122H64V120L65 119H67V118H70L69 116L70 115H72L70 112H71V107L72 106H67ZM96 105V106H97ZM114 105H115V102H114ZM145 105H146V103H145ZM174 105V104H173ZM180 105V104H179ZM193 105V104H192ZM15 106V105H14ZM23 106V105H22ZM32 106V105H31ZM35 106V105H34ZM41 106V107H40ZM40 106H38V107H40V108H42V105H40ZM95 106V107H96ZM108 105H106V107H107ZM113 106V105H112ZM154 106V105H153ZM153 106H150L149 105V107H151V109L152 108H154L155 109V107H153ZM169 106V105H168ZM175 106V105H174ZM174 106H173V108H174ZM176 106H177V104H176ZM175 106V107H176ZM191 106V105H190ZM200 106V105H199ZM198 106V107H199ZM8 107V106H7ZM10 107H13V105H10ZM9 107V108H10ZM18 108L19 106L17 105V106H15V108ZM21 107V106H20ZM19 107V108H20ZM24 107V106H23ZM37 106H35V108H36ZM50 107V106H49ZM75 107H73V108H75ZM145 107V106H144ZM148 107V108H149ZM158 107V106H157ZM180 107V106H179ZM193 107V106H192ZM195 107H196V105H195ZM203 107V106H202ZM229 107V108H228ZM233 107H237L236 105H234ZM5 108H6V105H5ZM8 108V109H9ZM14 108V107H13ZM16 108V109H17ZM19 108L16 110V109H13V111L14 110H16L15 112H17L18 114H19V112H18V110H19ZM28 108H30V107H28ZM32 108V107H31ZM72 108V109H73ZM100 108V107H99ZM99 108H97L98 109V111H100V110H102V109H104V108H102L101 107V109L99 110ZM165 108H167V106L165 107ZM172 108V109H173ZM177 108V107H176ZM194 108V107H193ZM204 108V107H203ZM12 109V108H11ZM10 109V110H11ZM21 109V108H20ZM24 109H25V107H24ZM37 109V108H36ZM51 109V108H50ZM80 109V110H81ZM96 109V110H97ZM115 109V108H114ZM122 109V108H121ZM146 109H147V107H146ZM150 109V110H151ZM161 109V108H160ZM180 109V108H179ZM205 109H207L208 111H209V109L210 108H204V110ZM215 109H214V111H213V109L211 110L212 112H215L216 113V111H215ZM240 109H241V107H240ZM239 109V110H240ZM26 110V109H25ZM25 110H23L22 109V112L24 111V115H21L22 116V118L24 119V118H27L28 117V115H26L27 117H25V114H28V112H26ZM42 110V109H41ZM75 109H73V111H74ZM79 111V109H76L75 111L77 112V114H78V111ZM110 110H112V109H110ZM156 110L157 109H155L154 111L156 112ZM169 110H170V108H169ZM168 110V111H169ZM175 110V109H174ZM191 110V109H190ZM204 110H202V108H201V111L204 113ZM219 110H221V109H219ZM223 110V109H222ZM225 110H226V108H225ZM232 110H235V109H233V108H231V110L230 111H232ZM237 110H238V108H237ZM246 110V109H245ZM12 111V112H13ZM20 111V113H21V110H19ZM32 111V110H31ZM33 111H37V110H35V109H33ZM40 111V112H39ZM74 111V112H75ZM97 111V112H98ZM106 111V110H105ZM147 111V110H146ZM163 111V110H162ZM161 111V112H162ZM180 111V110H179ZM192 111V110H191ZM190 111V112H191ZM196 111H197V109H196ZM207 111V112H208ZM210 111V112H211ZM229 111V110H228ZM227 111V112H228ZM258 111L259 112H261L262 114L260 115L261 116V120H259L260 122L258 123V126L257 127H259V135H258V137H257V139H259V142L257 143V149L258 150H261L262 152H264V101L262 102V103H260V108L258 109ZM15 112H14V115H15ZM26 112V113H25ZM75 112V113H76ZM79 112H82V111H79ZM101 112V111H100ZM100 112H98V114L100 113ZM108 112V111H107ZM110 112V111H109ZM129 112V111H128ZM127 112V113H128ZM148 112V111H147ZM151 112V111H150ZM158 112V111H157ZM156 112V113H157ZM178 112V111H177ZM194 111H192V113H193ZM202 112H200V110H199V112L198 113H201V114H203ZM211 112V113H212ZM219 113L221 112V111H218ZM218 112H217V115H218ZM236 112V111H235ZM243 112V111H242ZM246 112V111H245ZM73 113V112H72ZM74 113V114H75ZM102 115L104 116V112L102 111ZM111 113H112V111H111ZM126 113V114H127ZM167 113V112H166ZM185 113V112H184ZM211 113H209V114H211ZM222 113V112H221ZM230 113V112H229ZM234 113V112H233ZM17 114V115H18ZM34 114H35V112H34ZM89 114V115H90ZM93 114H96V112H94ZM93 114L92 115H90V116H93ZM105 114H107V113H105ZM108 114H110V113H108ZM123 114V113H122ZM121 114V115H122ZM126 114H124V116L126 115ZM129 114V113H128ZM127 114V115H128ZM152 115L154 114V113H151ZM150 114V115H151ZM158 115H159V113H157ZM165 114V113H164ZM187 114H189V112H187ZM204 114H206V110H205V113ZM16 115V116H17ZM20 115V114H19ZM18 115V116H19ZM41 115V116H40ZM79 115H80V113H79ZM88 115V116H89ZM99 115H101V114H99ZM102 115H101V117L100 116H98L97 115V118L98 117H100V118H102ZM113 115V114H112ZM120 115V114H119ZM144 115V114H143ZM150 116V118L151 117H153V116ZM163 115V114H162ZM185 115V114H184ZM215 115V114H214ZM221 115H223V114H221ZM236 115V114H235ZM16 116H14V117H16ZM24 116V117H23ZM30 116V115H29ZM40 116V117H39ZM84 115H81V117H83ZM89 116V118H91V120H92V118L93 119H95L96 118V116L94 115V117H90ZM123 116V115H122ZM156 116L157 115H155V118L154 119H156ZM161 116V114L159 115V117ZM193 115H191V117H192ZM199 115H197V117H198ZM219 116V115H218ZM230 116H231V114H230ZM230 116H228V117H230ZM238 117H239V115H237ZM242 116H245V115H242ZM242 116H240V120H243L244 118L242 117ZM9 117V116H8ZM72 117V116H71ZM74 117V116H73ZM85 117V116H84ZM105 117H107L106 115H105ZM108 117H109V115H108ZM174 117V116H173ZM183 116H181V118H182ZM188 117H190L189 115H188ZM188 117H187V119H183V120H180L181 122H182V127H180L179 125H173L172 126V124L174 123V121H172L171 122V128H169V130L170 131H167V133L168 132H170V133H177L178 134V132H181V133H179L177 136H175V141L176 142H174V144H173V146H172V149H170V150H160L159 149V144H160V141H159V143L157 142V140L155 139L156 137H154V134L153 135H150V132H148L149 133V135L148 134H146V136H148L147 137V139H148V141H149V143H151L153 146H154V148L156 147L157 149H158V151H157V153H158V155L160 156V158L162 157L163 159H164V162H162V163H158V162H156L155 164L158 166H160V165H163L164 167H166V168H170V169H173V171L170 173V175L171 176H174L175 178H177V177H179L180 178V180H181V182L182 183H180V184H178V185H174V186H172V187H170V188H168V186H167V189H169L168 191L166 190L165 192H164V190H162V189H160V188H157L156 186L157 185H155V182H158V181H161L160 180V177H161V175L159 176V175H157L156 173V175H153V176H148V175H142V173H141V171H139L138 169V172H139V174L138 175H136V173H138V172H136L135 174H133L132 175V171H133V173H134V170H133V168L131 169V165H129V167L130 168H126L125 166H124V168H123V172L121 173V172H118V173H120L121 174V176H120V178H118V179H116L117 177H118V174L116 175V178L114 177V175H112V172H113V166L112 165H110V164H108V168L107 169H105V173H106V177H105V175H99L100 177H96L97 176V173L95 172V171H93L94 169L91 167V162L94 160L93 158H95V154H94V157H92V161H91V157H88V156H86V155H88V154H86V155H84L83 156V154L86 152L85 150L88 148V146H87V148L84 150V153L82 154V156L83 157H85L86 156V158H85V161L87 162H85V163H81L82 165L80 166V165H77V164H75V166H74V164L72 165L71 163L72 162H76V161H78V158H76L75 160L76 161H72L73 159H69V158H64V159H60V158H58V157H56V158H58L60 161V166H62V167H67V168H65L64 169V171L66 170V169H69L68 167H70V169H71V171H70V173L66 170V172H68V174L69 175H67V173H66V175H65V177H67V179H68V176H70L69 177V179L70 180H73V181H80L81 179H83L84 180V182L85 183H83V184H85V186H86V191H87V195H88V197L90 198V199H92V196L93 197H95V200H97V201H99L100 202V204L103 206V207H101V208H104V209H102L103 210V212H104V215L103 216H101V217H99V216H95L94 217V220L93 221H95L96 222V220H97V222H98V227H101V229L100 230H105L106 231V233H107V241H111L110 239H112V240H114V242L115 243H117V244H121V245H126V244H128V243H130L132 240H139V241H144L145 239H150V243H147V244H149V245H146V246H144V249H143V253H144V256L143 257H146L148 260L149 259H151L152 257H154V256H157L158 254H165V256H167V257H180V256H184L185 258L189 255V253H191V250H192V253H193V251L195 250V251H197L196 252V255H199L200 257V259L199 260H201V262H198V264H249L248 262H250L251 260H253V259H255L256 257H257V254L255 253V251H257V250H255L256 248H260V249H262V247H264V232L263 233H261L262 231H264V228L263 227H259V229L260 228H263V230H261V232H258L259 230L257 229V232L256 231H252V232H249L250 230H252V229H250L248 232L246 231V232H243L242 231V229L239 227V229H241V231H239L237 228H236V226L234 225L235 223V221H237L236 219H237V217H240V218H246L247 216V214L248 213H251L250 215H256V216H250L249 214H248V217H257V219L259 220V218H260V215H262L261 214V211H264V186H262L261 185V187H255V186H253L252 185V181H253V179H252V177H250V175L248 176L247 175V177L245 176V177H243V178H237V177H239V176H237V177H230V176H227V172L226 173H224L223 174V176L226 174V176L227 177H223V178H219V177H217V176H212L211 174H210V170H208V169H204L205 168V162H204V160H202L204 157H205V153L208 155V153H207V151L209 150V145H211L210 143H212V140H211V142L209 141V137L210 136H212L210 133H206L207 134V136H205V138L203 139V137H202V140L199 142V145H197V147L195 146V144L197 143H193L192 145H190L189 147L187 146V147H180V146H182L181 145V142H183L182 140L188 135V134H190L191 132H193V130L195 129L194 127H190V128H188V129H186V128H184V125H185V123H184V125H183V122H185V121H187L188 120ZM197 117H196V119H197ZM200 117V116H199ZM202 117H203V115H202ZM206 117V116H205ZM204 117V118H205ZM232 117H233V115H232ZM237 117V118H238ZM17 118V117H16ZM19 118V117H18ZM21 118V117H20ZM76 118V117H75ZM114 118H115V116H114ZM116 118H118L119 119V117H116ZM123 118V117H122ZM122 118H120V119H122ZM130 118V117H129ZM136 118V117H135ZM158 118V117H157ZM175 118H176V116H175ZM186 118V117H185ZM207 118V117H206ZM231 118V117H230ZM237 118H235V119H237ZM247 118V117H246ZM251 118V117H250ZM87 118H85V120H86ZM104 119L105 118H103V120H102V123L103 122H105L106 121V119H105V121H104ZM109 119V118H108ZM107 119V120H108ZM111 119V118H110ZM137 119V118H136ZM160 119V118H159ZM193 119V118H192ZM191 119V120H192ZM203 119V118H202ZM210 119H211V117H210ZM213 119V118H212ZM227 121H223L224 123L225 122H230V121H232V118H231V120L228 118H225ZM239 119L238 120H236V122L237 121H239ZM14 120V123H12L13 124V126L11 127V128H14V124H16L18 121L20 122V120L19 119H17V120H15V119H13ZM12 120V121H13ZM30 120V119H29ZM47 120V121H48ZM70 120H72V118L70 119ZM69 120V121H70ZM84 120V119H83ZM89 120V119H88ZM87 120V121H88ZM90 120V121H91ZM98 121H99V119H97ZM114 120H116V119H114ZM124 120H125V117H124ZM151 122L153 121V119L151 120V119H149ZM158 120V119H157ZM172 120V119H171ZM190 120V121H191ZM204 120V119H203ZM209 119H207V121H208ZM7 121V120H6ZM15 121H17V122H15ZM52 123L51 124H53V121L52 120H50ZM50 121H49V123H50ZM74 121V120H73ZM81 121V120H80ZM86 121V122H87ZM137 121V120H136ZM199 121V120H198ZM202 121V120H201ZM244 121H247L246 119H244ZM19 122H18V125H19ZM22 123H23V121H21ZM29 121H27V123H28ZM31 122H32V124H33V119L31 120ZM36 123H37V121H35ZM41 122V121H40ZM92 123L93 122H95L96 124L98 123V122H96V120L94 121H91ZM91 122H88V123H91ZM100 122V121H99ZM109 122H110V120H109ZM128 122V121H127ZM131 122V121H130ZM129 122V123H130ZM133 122V121H132ZM131 122V123H132ZM155 122H156V120H155ZM155 122H153V123H155ZM200 122V121H199ZM235 122V120H234V118H233V122H230V123H234ZM9 123V122H8ZM21 123V124H22ZM24 123H26V122H24ZM30 123V122H29ZM39 123V122H38ZM41 123H43V122H41ZM57 123V124H58ZM69 123H71V122H69ZM80 123V122H79ZM81 123H82V121H81ZM80 123V124H81ZM101 123V122H100ZM100 123H99V125H100ZM101 123V124H102ZM150 123V122H149ZM169 123V122H168ZM176 123H179V122H176ZM205 123H207V122H205ZM208 123H210V122H208ZM207 123V124H208ZM238 124H240L239 122H237ZM20 124V125H21ZM31 124V125H32ZM43 124H47V123H43ZM43 124L42 125H40V126H42L43 127ZM51 124H49V126L51 125ZM55 124V123H54ZM53 124V125H54ZM64 124H66V125H68L67 123H64ZM72 124V123H71ZM76 124H78L77 122H76ZM94 124V123H93ZM93 124H91V125H93ZM105 125H106V123H104ZM107 124H109L110 125V123H107ZM124 124H125V122H124ZM124 124H122V122H121V125H124ZM139 124H140V122H139ZM181 124V123H180ZM190 124V123H189ZM213 124V123H212ZM36 125V124H35ZM53 125H51L50 127H51V129L50 128H48L49 126H48V124H47V130H51L52 131V126ZM65 125V126H66ZM87 126H88V124H86ZM90 125V126H91ZM109 125H107V126H109ZM111 125H112V121H111ZM129 125V124H128ZM203 124L202 123H197V127H201ZM214 125V124H213ZM217 125V124H216ZM231 125V124H230ZM241 125H242V127H243V124L241 123ZM245 125V124H244ZM27 126H30V124L28 125L27 124ZM33 126H34V124H33ZM37 126V125H36ZM60 126V125H59ZM59 126H56V127H58L59 128ZM73 126V125H72ZM77 126V125H76ZM76 126L74 127V128H72L73 129V132L75 133V131H74V129L76 128ZM84 126V124H81V126L78 124V127H81L80 128V130H78L77 131V133L79 132V131H81L82 130V127ZM86 126V127H87ZM96 126V125H95ZM102 126H104V125H102ZM101 126V127H102ZM116 126V125H115ZM119 126H120V124H119ZM127 126V125H126ZM209 126V125H208ZM212 126V125H211ZM236 126V125H235ZM238 126H240V125H238ZM15 127H16V125H15ZM32 127V126H31ZM38 127H39V124H38ZM55 127V126H54ZM89 127V126H88ZM112 127V126H111ZM108 128V129H113V128ZM122 127H124V126H122ZM121 126H120V128H122ZM135 127V126H134ZM221 127V126H220ZM233 127H234V124H233ZM237 127V126H236ZM17 128V127H16ZM28 127H26V129H27ZM33 128V127H32ZM35 128V127H34ZM34 128L32 129V130H34ZM44 128V127H43ZM61 128H62V126H61ZM63 128H64V126H63ZM71 128H69V132L71 131ZM93 129L92 130H94L95 132H96V130L98 131V129L96 128V130L94 129V126L92 127ZM99 128H100V126H99ZM102 128H107V127H102ZM102 128H100V129H102ZM149 128H150V126H149ZM149 128H147V129H149ZM151 128H152V125H151ZM154 128V127H153ZM152 128V129H153ZM181 128V131L179 130ZM222 128V127H221ZM224 128V127H223ZM227 128H229V127H227ZM238 128V127H237ZM241 128V127H240ZM245 128H247V127H245ZM37 129L38 128H35V130L33 131V132H35L36 131V133H37ZM39 129H41L42 130V128H39ZM67 129H68V126H67V128H65V129H63V130H65V131H62L61 130V133L59 132V130H58V135H55V134H57V133H55L54 135L55 136H57V137H59V138H63V139H67V138H69V135H70V133L67 131ZM79 129V128H78ZM87 129V128H86ZM104 129V130H105ZM108 129H106L107 131V134H109V132H108ZM129 129H130V127H129ZM128 129V130H129ZM134 129V128H133ZM219 129V128H218ZM232 129H234V128H232ZM236 129V128H235ZM248 129V128H247ZM13 130V129H12ZM18 130V129H17ZM28 130V129H27ZM30 130V129H29ZM41 130H38V132L39 131H41ZM49 130V131H50ZM76 130V129H75ZM83 130H84V128H83ZM91 130V129H90ZM91 130V131H92ZM104 130H103V132H104ZM116 130H118L117 129V127H116ZM124 130V129H123ZM126 130V129H125ZM124 130V131H125ZM135 130V129H134ZM150 130V129H149ZM148 130V131H149ZM214 130H216V129H214ZM225 130H226V128H225ZM243 130V129H242ZM245 130V129H244ZM25 131V130H24ZM44 131H46L45 130V128H44ZM49 131H47V132H49ZM86 131V130H85ZM85 131H82V133L83 132H85ZM88 131V130H87ZM87 131L85 132V134L87 133ZM110 131V130H109ZM130 131V130H129ZM217 131V130H216ZM215 131V132H216ZM229 130H227V133H228V136L226 137V139H222L224 142H222V144L223 143H225L224 145L225 146H222L223 148L224 147H226V151L228 152V151H230L231 152V150L232 151H234L235 149H237V148H235L234 146H232L233 144H234V142L236 141L235 140V138H237L236 136H235V132H236V130L234 131V133H231L230 131L228 132ZM249 131V130H248ZM10 132H12V131H10ZM15 132V129H14V131H13V133ZM19 132V131H18ZM21 132V131H20ZM27 133L29 132L30 133V131H26ZM99 132V133H98ZM97 133L98 134H100L101 133V131H98ZM105 132V133H106ZM118 132V131H117ZM132 133H133V131H131ZM131 132H129V133H131ZM135 132V131H134ZM147 132V130L144 132V133H146ZM243 131H241V133H242ZM250 132V131H249ZM16 133H17V131H16ZM23 132H21V133H19V134H22ZM36 133H34V135L36 134ZM42 133H43V131H42ZM44 133H46V132H44ZM43 133V134H44ZM51 133V132H50ZM97 133H95V134H97ZM110 133H112V132H110ZM115 133H116V131H115ZM128 133V132H127ZM126 133V134H127ZM131 133V134H132ZM153 133H156L155 131L153 132ZM166 133V134H167ZM218 133V132H217ZM219 133H220V130H219ZM222 134L224 133L223 132V129H222V132H221ZM31 134L33 135V133H32V131H31ZM37 134H40L41 135V132L40 133H37ZM36 134V135H37ZM42 134V135H43ZM49 134V133H48ZM52 134H53V132H52ZM52 134H49V135H52ZM80 135H81V133H79ZM84 134V135H85ZM89 134V133H88ZM94 134V138H97V137H95L96 135ZM101 134H103V133H101ZM165 134V136H168V135H166ZM237 134V133H236ZM245 134V133H244ZM17 135V134H16ZM39 135V136H40ZM41 135V136H42ZM72 136H73V133L71 134ZM84 135H82V136H84ZM90 135V134H89ZM110 135V134H109ZM112 135V134H111ZM113 135H114V133H113ZM136 135V134H135ZM135 135H131V136H135ZM156 135V134H155ZM170 135V134H169ZM171 135H173L174 136V134H171ZM242 135V134H241ZM248 135V133L246 134V136ZM18 136H20V138H25V137H22V136H25V135H17V136H15L16 138H18ZM28 136V135H27ZM26 136V137H27ZM38 136V135H37ZM35 137V138H37L38 139V137ZM44 136H45V134H44ZM55 136L54 137H52L53 139H55ZM72 136H71V138H72ZM77 136L79 137V135L77 134ZM76 136V137H77ZM87 136V135H86ZM85 136V137H86ZM92 136H93V134H92ZM102 136V135H101ZM104 136H105V134H104ZM124 136V135H123ZM130 136V135H129ZM145 136V137H146ZM219 136V135H218ZM222 135H220V137H221ZM235 136V137H234ZM243 136V135H242ZM13 137H14V135H13ZM28 137H30V136H28ZM43 137V136H42ZM41 137V138H42ZM46 137L48 138V135H46ZM84 137V138H85ZM106 137H108V139H109V136L107 135V136H105V137H103V138H101V137H98L97 139H98V141L100 140H102V141H105V140H103L104 138L106 139ZM128 136H125V138H127ZM213 137V136H212ZM251 137V136H250ZM31 138H32V136H31ZM43 138H45V137H43ZM51 138V139H52ZM93 138V137H92ZM93 138V139H94ZM101 138V139H100ZM125 138L123 139L124 141H126L125 140ZM128 138H130V137H128ZM223 138H225V137H223ZM240 138V137H239ZM249 138V137H248ZM12 139H14V138H12ZM70 139V138H69ZM77 139L78 138H75V140L77 141ZM90 139V138H89ZM131 139V138H130ZM130 139L128 140L127 139V143H128V141L130 142V145H131V143H132V140L134 139V137H133V139L130 141ZM174 139V138H173ZM182 139V140H181ZM218 139V138H217ZM220 139V138H219ZM238 139V138H237ZM243 139V138H242ZM250 139V138H249ZM248 139V140H249ZM14 140H19V139H14ZM36 140V139H35ZM39 140V139H38ZM45 140V143H46V138L44 139ZM71 140H73V139H71ZM80 140V139H79ZM107 140V139H106ZM136 140V139H135ZM247 140V141H248ZM251 140V139H250ZM11 141H13V140H11ZM21 141V140H20ZM37 141V140H36ZM40 141H42L41 139H40ZM39 141V142H40ZM51 141V140H50ZM56 141V140H55ZM70 141V140H69ZM74 141V140H73ZM91 141V140H90ZM90 141H89V144H90ZM96 141V140H95ZM98 141H96L97 143H98ZM123 141V142H124ZM134 141V140H133ZM169 141V140H168ZM219 141V140H218ZM246 140H244V142H245ZM246 141V142H247ZM15 142H18V141H15ZM25 142V141H24ZM38 142V141H37ZM38 142V143H39ZM43 142V141H42ZM52 142V141H51ZM63 142H66V141H62L61 142V140L59 141V143H60V146L57 144L56 146L58 147H60V148H64L63 146H61V144L62 145H64V143ZM81 142H82V139H81ZM84 142V141H83ZM94 142V141H93ZM117 142V141H116ZM139 142H140V140H139ZM191 142V141H190ZM193 142V141H192ZM237 142V141H236ZM238 142H239V140H238ZM19 143V142H18ZM21 143V142H20ZM41 143V142H40ZM50 143V142H49ZM53 143H55L54 142V140H53ZM57 143V142H56ZM66 143H69V142H66ZM65 143V144H66ZM71 143V142H70ZM69 143V146L71 147V144ZM74 143H75V141H74ZM74 143H72V145L74 144ZM96 143V144H97ZM100 143V142H99ZM104 142H102V144H103ZM106 143V142H105ZM104 143V144H105ZM127 143H126V145H127ZM133 143H135V142H133ZM137 143V142H136ZM135 143V145L137 146V144ZM250 143H252L251 141H250ZM3 144V143H2ZM43 144H44V142H43ZM42 144V145H43ZM47 144V143H46ZM51 144V143H50ZM76 144V143H75ZM83 144H85V142L83 143ZM87 145H88V142L86 143ZM92 144V143H91ZM120 144H121V142H120ZM120 144H117V145H120ZM129 144V143H128ZM141 144V143H140ZM235 144H237V143H235ZM234 144V145H235ZM239 144V143H238ZM243 144V143H242ZM245 144H247V143H245ZM8 145V144H7ZM48 145V144H47ZM47 145H45V146H47ZM67 145V144H66ZM81 145H82V143H81ZM80 145V146H81ZM115 145V144H114ZM114 145H111V146H113L114 147ZM125 145V144H124ZM125 145V146H126ZM130 145H129V147H130ZM135 145H134V147H135ZM145 145V144H144ZM151 145V146H152ZM213 145V144H212ZM241 145V144H240ZM251 145V144H250ZM249 145V146H250ZM14 146V145H13ZM44 146V145H43ZM49 146V145H48ZM48 146H47V148H48ZM54 146V145H53ZM68 146V147H69ZM79 145H78V147H80ZM83 146H85L86 147V145H83ZM91 146V145H90ZM89 146V147H90ZM95 146V145H94ZM104 147H105V145H103ZM107 146V145H106ZM124 146V147H125ZM160 146H161V144H160ZM245 146V145H244ZM243 146V147H244ZM248 146V147H249ZM251 146H253V145H251ZM250 146V147H251ZM35 147V146H34ZM42 147V146H41ZM50 148H51V146H49ZM118 147H120V146H118ZM128 147V148H129ZM147 147V146H146ZM211 147V146H210ZM213 147V146H212ZM211 147V148H212ZM247 147V145L245 146V148ZM43 148V147H42ZM45 148V147H44ZM43 148V149H44ZM60 148H58L59 150H60ZM65 148H66V146H65ZM75 148V147H74ZM77 148V147H76ZM81 148V147H80ZM91 148V147H90ZM92 148H94V147H92ZM99 148H100V146H99ZM98 148V149H99ZM115 148H116V146H115ZM115 148H114V150H115ZM126 148V147H125ZM128 148H126L127 149V151H128ZM27 149V148H26ZM30 149H33L32 147L30 148ZM49 149V148H48ZM47 149V150H48ZM67 149H69V148H67ZM66 149V150H67ZM79 148H77V150H78ZM97 149V148H96ZM98 149L96 150L97 152H98ZM121 149V148H120ZM123 149V148H122ZM122 149L121 150H119V151H122ZM130 149V148H129ZM231 149V150H230ZM252 149V148H251ZM35 150V149H34ZM34 150H32L33 152H34ZM37 150V149H36ZM41 150V149H40ZM45 150V149H44ZM44 150H41V151H43L41 154H43L44 153ZM52 150V149H51ZM51 150H48V152L46 151V153H49V151L50 152H52ZM53 150H55L54 148H53ZM72 150H73V148H72ZM71 150V151H72ZM76 150V149H75ZM87 150H89V149H87ZM113 150V149H112ZM130 150H132V149H130ZM148 150V149H147ZM239 150V147H238V149H237V151ZM240 150H241V148H240ZM247 150H249V148L247 149ZM38 152H40L39 151V147H38V150H37ZM57 152H60V151H58V150H56ZM61 151H63V150H61ZM64 151H65V149H64ZM67 151H69V150H67ZM67 151H66V153H67ZM74 151V150H73ZM79 151V150H78ZM81 151H82V148H81ZM91 151H93V150H90V154L92 155V153H91ZM95 151V152H96ZM106 151V150H105ZM111 151V150H110ZM119 151H117V152H119ZM126 151V150H125ZM133 151V150H132ZM135 151V150H134ZM220 151V150H219ZM218 151V152H219ZM222 151V150H221ZM225 151V150H224ZM38 152L36 153V151H35V154L37 155L38 154ZM54 152V151H53ZM57 152H54V153H57ZM80 152V151H79ZM78 152V153H79ZM94 152V153H95ZM112 153H113V151H111ZM110 152V153H111ZM117 152H116V150L114 151V153L115 154H117ZM129 152H131V151H129ZM229 152V153H230ZM241 152V151H240ZM242 152H243V150H242ZM249 152V151H248ZM252 151H250V153H251ZM259 152V151H258ZM27 153H28V149H27ZM27 153H25V151H23V156L25 157V155L24 154H26L27 156L31 153V152H29V154H27ZM43 154L42 156H44V155H47V154ZM74 153H75V151H74ZM72 154V155H77L78 153H77V151H76V153L75 154ZM82 153V152H81ZM89 153V152H88ZM109 153V152H108ZM109 153V154H110ZM122 153H124V152H122ZM132 153V152H131ZM212 153H213V151H212ZM211 153V154H212ZM215 153V152H214ZM213 153V154H214ZM220 153V152H219ZM218 153V154H219ZM229 153H225V155L227 154V155H229L230 156V154ZM232 153V152H231ZM238 153H239V151H238ZM246 153V152H245ZM245 153H243V156H245ZM10 154V153H9ZM68 154H70V153H68ZM90 154H89V156H90ZM101 154H102V152L100 153V154H98L99 156H101ZM105 154V153H104ZM109 154H108V156L106 157V160H107V158H109L110 156H112V154H110V156H109ZM115 154L113 155V157L115 156ZM126 154V153H125ZM143 154V153H142ZM210 154V153H209ZM210 154V155H211ZM217 154V153H216ZM218 154H217V160H216V155H215V160L218 162V160L220 159L219 158V156H218ZM233 154H236L235 152L233 153ZM240 154H242V153H240ZM257 154V153H256ZM264 154V153H263ZM30 155H32V157L33 156H35L33 153H31ZM29 155V156H30ZM38 155H40V154H38ZM37 155V156H38ZM61 155V154H60ZM62 155H64L63 153H62ZM71 155V154H70ZM128 155H132V154H130V153H128ZM144 155V154H143ZM146 155V154H145ZM148 155V154H147ZM206 155V156H207ZM222 155V154H221ZM221 155H220V157H221ZM224 155V154H223ZM222 155V156H223ZM224 155V156H225ZM237 155H239V154H237ZM26 156V158L25 159H27L28 157ZM42 156H40L42 159H43V157ZM50 156H51V154H50ZM52 156H53V154H52ZM80 157V155L78 154L77 156H75V157ZM121 156V155H120ZM120 156L119 157H117L116 159H115V162H118V161H116L118 158H120ZM224 156H223V158H224ZM234 156V155H233ZM247 156H248V154H247ZM250 156V155H249ZM252 156V155H251ZM14 157V156H13ZM20 157V156H19ZM39 157V156H38ZM38 157H37V159H38ZM45 157H47V156H45ZM60 157H62V156H60ZM82 157V158H83ZM96 157H97V159L98 158H100V157H98L97 156V154H96ZM142 157V156H141ZM208 157H210V156H208ZM211 157H212V155H211ZM210 157V158H211ZM31 158V157H30ZM36 157H33V161L35 162L36 161V159H35ZM40 158V159H41ZM63 158V157H62ZM82 158H79V159H81L80 161H82ZM103 158L105 159V156H103ZM124 158V157H123ZM122 158V159H123ZM137 158V157H136ZM159 158V159H160ZM214 158V157H213ZM219 158V159H218ZM222 158V159H223ZM234 158H235V156H234ZM233 158V159H234ZM237 158H238V156H237ZM46 159V158H45ZM47 159H49V157H47ZM47 159L45 160V161H47ZM53 159V158H52ZM84 159V158H83ZM96 159V163H98V162H100V159L99 160H97ZM113 159V158H112ZM112 159H110V160H112ZM121 159V160H122ZM133 159V158H132ZM140 159V158H139ZM201 159V160H200ZM206 159V158H205ZM208 159V158H207ZM226 159V158H225ZM32 160H30V161H32ZM44 160V159H43ZM51 160V159H50ZM48 161V162H51V161ZM121 160H119V161H121ZM200 160V161H199ZM214 160V159H213ZM232 160V159H231ZM20 161V160H19ZM40 161V160H39ZM42 161V160H41ZM72 161V162H71ZM101 161H104V164H105V160H103L102 159V156H101ZM114 161V160H113ZM123 161V160H122ZM124 161L126 162V159H124ZM124 161L123 162H121V163H124ZM220 161H222V160H220ZM219 161V162H220ZM223 161H224V159H223ZM226 161V160H225ZM230 161V160H229ZM250 162L248 163V167H244V169L245 170H249V169H251V168H253L254 167V165L256 164V163H253L252 162V160H249ZM6 162V161H5ZM53 162V161H52ZM51 162V164H53V163H56V161H54L53 163ZM58 162V161H57ZM71 162V163H70ZM79 162V161H78ZM95 162V160L93 161V163ZM152 162V161H151ZM207 162V161H206ZM210 162V160L208 161V163ZM213 162V161H212ZM39 163V162H38ZM37 163V164H38ZM69 163H70V165L72 166H70L69 165ZM103 163V162H102ZM101 162L99 163V164H102ZM120 163V162H119ZM127 163H128V161H127ZM136 163V162H135ZM138 163V162H137ZM145 163V162H144ZM216 163V162H215ZM6 164V163H5ZM22 164V163H21ZM30 164V163H29ZM36 164V165H37ZM43 164H45V162H43ZM43 164H40L41 166L43 165ZM50 164V163H49ZM49 164H48V166H49ZM79 164H80V162H79ZM103 164V165H104ZM116 164V163H115ZM130 164V163H129ZM132 164V163H131ZM140 164H142V165H139V163H138V165H137V167L138 166H143V165H145V164H143V162L141 163L140 162ZM28 165V164H27ZM40 165H38L40 168H41V166ZM57 163H56V166L55 167H57ZM126 165V164H125ZM147 165V164H146ZM45 167H43V168H46V166L47 165H44ZM59 166V165H58ZM95 166V165H94ZM107 166V165H106ZM134 166V165H133ZM25 167V166H24ZM37 167V166H36ZM50 167V166H49ZM54 167V168H55ZM92 169H91V168ZM95 167H97V166H95ZM99 167V166H98ZM148 167H149V165H148ZM204 167V168H203ZM61 167H59V169H60ZM104 168H105V166H104ZM135 168V167H134ZM140 168H142V167H140ZM206 168H208V166H206ZM249 168V169H248ZM2 169V168H1ZM7 169V168H6ZM29 169V168H28ZM31 169V168H30ZM32 169H34V168H32ZM32 169H31V171H32ZM56 169V168H55ZM59 169H57V170H59ZM63 169V168H62ZM89 169H90V172L91 171H93V172H95L96 174V176H94V174L93 175H90L89 173H87L88 171H89ZM116 169H118V168H116ZM145 169V168H144ZM264 169V168H263ZM3 170V169H2ZM19 170V169H18ZM27 170V169H26ZM42 170V169H41ZM41 170H39V171H41ZM61 170V169H60ZM60 170H59V172H60ZM136 170V171H137ZM152 170V169H151ZM15 171H16V169H15ZM116 171V170H115ZM119 171V170H118ZM150 171V170H149ZM57 172V171H56ZM59 172H57L58 174H59ZM61 172H63V170H61ZM60 172V173H61ZM144 172V171H143ZM230 173H231V171H229ZM251 172V171H250ZM250 172H249V174H250ZM263 172V171H262ZM27 173V172H26ZM43 173V172H42ZM41 173V174H42ZM49 173V172H48ZM92 173V172H91ZM116 173V172H115ZM151 173V172H150ZM181 173V174H180ZM63 174V173H62ZM61 174V175H62ZM148 174V173H147ZM154 174V173H153ZM218 174V173H217ZM232 174V173H231ZM255 174V173H254ZM29 175V174H28ZM45 175V174H44ZM60 175V174H59ZM59 175H56L57 177L59 176ZM134 175H136V176H134ZM182 175V176H181ZM199 175H201V176H203V177H201L200 176V178L198 177ZM246 175V174H245ZM6 176V175H5ZM63 176H64V174H63ZM62 176V177H63ZM103 176L105 177V178H103ZM220 176V175H219ZM232 176V175H231ZM236 176V175H235ZM257 176V175H256ZM259 176V175H258ZM260 176H262V175H260ZM259 176V177H260ZM25 177V176H24ZM46 177V176H45ZM50 177H52V176H49V178ZM56 177V178H57ZM61 177V176H60ZM64 177V178H65ZM87 177H88V179H87ZM114 177V178H113ZM241 177V176H240ZM258 177V178H259ZM40 178V177H39ZM46 178H48V177H46ZM56 178H52L51 180H52V182H53V180H55ZM59 178V177H58ZM58 178H57V181H55V182H59V180H58ZM257 178V177H256ZM28 179V178H27ZM61 179V178H60ZM66 179V180H67ZM262 179V178H261ZM5 180V179H4ZM44 179L43 178H40V181H39V189H42L43 188V190L44 191H46V190H48V189H52V187H53V183L51 182V180L49 181H43ZM66 180H64V181H66ZM164 180V179H163ZM255 180V179H254ZM257 180V179H256ZM17 181V180H16ZM82 181V180H81ZM226 181V182H225ZM259 182H260V179L258 180ZM49 182L52 184V186H50L49 185ZM55 182H54V184H55ZM66 182H68V181H66ZM70 182V181H69ZM68 182V183H69ZM72 182V181H71ZM70 182V183H71ZM230 183L229 185H236L237 187H238V189L241 191V194L243 193L245 196L244 197H246V198H251V199H255V200H258L259 202L257 203V204H255V206H254V209H253V211H252V209L250 208V206H249V209L252 211V212H250V210L248 211V210H246V211H248V212H246V215H245V211H243V209L236 203V200L234 199V198H232V197H230V195H229V197L230 198H228V200L224 197L225 196V193H223L224 195L223 196H220L221 197V200H223V198H224V202H223V205L221 204V208H219L220 206H217V207H215V206H213V207H211V206H209V205H207V204H204L205 203V201H207V199H215V201H217V199L219 200V202H216V203H218V204H220L221 202H220V197L218 196V194L216 193V192H218L219 190H220V188L222 187V185H223V183ZM255 182V181H254ZM4 183V182H3ZM26 183V182H25ZM35 183V182H34ZM56 183V185H58ZM61 183V182H60ZM60 183H59V185H60ZM75 183V182H74ZM152 183H153V185H152ZM192 183V184H191ZM227 183V184H228ZM258 183V182H257ZM80 184H81V182H80ZM83 184H81L80 186H83ZM160 184V183H159ZM177 184V183H176ZM227 184H225V185H227ZM262 184V183H261ZM38 185V184H37ZM78 185V184H77ZM256 185V184H255ZM258 185H259V183H258ZM55 186V185H54ZM85 186H84V188H85ZM194 187V188H193ZM227 187V186H226ZM228 187H230V186H228ZM263 187V188H262ZM83 188V187H82ZM223 188V187H222ZM221 188V189H222ZM234 188V187H233ZM233 188H231V189H229L230 190V192H231V190L233 189ZM38 189V188H37ZM164 189V188H163ZM197 189V194L198 195H194L193 194V196L192 195H190L192 192H194V190H196ZM235 189H236V187H235ZM234 189V190H235ZM223 190V189H222ZM31 191V190H30ZM36 191H38V190H36ZM43 191V192H44ZM84 191H85V189H84ZM83 191V192H84ZM85 191V192H86ZM223 191H225V190H223ZM239 191V192H240ZM5 192V191H4ZM32 192V191H31ZM233 192V191H232ZM235 192H238L237 190L235 191ZM33 193H35V192H33ZM91 193H93V195L91 194ZM195 193V194H196ZM29 194V193H28ZM222 194V193H221ZM239 194V193H238ZM5 195V194H4ZM38 195V194H37ZM43 195V194H42ZM45 195V194H44ZM18 196V195H17ZM75 196V198L77 197V195H74ZM78 196H80V195H78ZM190 196H192V200H190V207H191V213L190 214H186L185 215V213H184V210L183 209H181V206H183V204L184 205H186L187 203H188V200H189V198H190ZM228 196V195H227ZM237 196V195H236ZM62 197V196H61ZM61 197H60V199H61ZM83 197H84V195H83ZM87 197V196H86ZM41 198V197H40ZM56 198V197H55ZM63 198H64V196H63ZM74 198V197H73ZM73 198H71V199H73ZM74 198V199H75ZM237 198V197H236ZM242 198H243V196H242ZM242 198H240V199H242ZM1 199H3V197H1ZM1 199H0V201H1ZM14 199V198H13ZM12 198H8V200H13ZM38 199V198H37ZM60 199H59V196H58V200H57V202L59 201L60 202ZM78 199V198H77ZM77 199H75L74 201L76 202V201H78ZM82 199V198H81ZM226 199V200H225ZM238 200H239V198H238ZM4 202H6V199L4 198V200H3ZM2 201V202H3ZM10 201V202H11ZM55 201V200H54ZM61 201H63L62 199H61ZM65 201V200H64ZM70 201V200H69ZM73 201V204L75 205V204H77V207H78V202L77 203H75ZM83 203H84V199H82L81 200ZM93 201V200H92ZM96 201V202H97ZM170 201H172V202H174L175 203V206H174V204H173V206H174V210L172 209V208H170V204H169V202ZM241 201V200H240ZM12 202H14L13 204H15V206H16V202L17 201H12ZM12 202L11 203H8L9 204V206H7V204H2L1 202V204L2 205H0L1 207H3V205H6L7 207H8V209H7V207H6V210H9V208L10 207H13V205H12ZM41 202V201H40ZM51 202V201H50ZM68 202V201H67ZM82 202H80V199H79V205H80V203H82ZM89 202V201H88ZM208 202V201H207ZM210 202V201H209ZM208 202V203H209ZM242 202H243V200H242ZM242 202H240V203H242ZM61 203V202H60ZM70 203V202H69ZM71 203H72V201H71ZM91 203V202H90ZM214 203V202H213ZM225 203H229L228 205H231V207H229V206H224L225 205ZM40 204V203H39ZM62 205L64 204L65 205V203L63 202V203H61ZM73 204H71V205H69V204H66V205H69V207H67L66 205V208H64V209H66L65 210V212H64V210L61 212V209L63 208V207H65V206H62V208L59 210L58 208V205L59 204H57V207H56V209H58V211H56L57 213L60 211L61 213H63L60 217H59V219H58V221H59V224H58V222H55V224H57L56 226L57 227H49V231H51V232H49L50 233V235H48V237L46 238L45 236L44 237H42V236H40V237H35V239L33 240V241H31V243H28V245H26V249H22V250H25V251H22V252H24V253H22V252H20L21 254H19V255H16L15 257H11L10 258V260H9V264H23L25 261H27V260H31V258H35V257H37L38 255H39V253H40V250L38 249V247L37 246H41V245H44L45 244V246L47 247V250H51V249H54L55 247H57V246H59V245H61L62 243H64V242H66V243H68V241H70L69 240V237L68 236H66L65 235V233H64V230H65V227L66 226H68L69 224H70V221H73L74 219H75V215H77L78 213L76 212V208L73 206ZM85 204V203H84ZM83 204V206H85ZM88 204V203H87ZM169 204V205H168ZM172 204V203H171ZM210 204V203H209ZM217 204V205H218ZM247 204V203H246ZM11 205V206H10ZM54 205H56V203L54 204ZM82 205V204H81ZM80 205V206H81ZM188 205V204H187ZM212 205V204H211ZM215 205V204H214ZM243 205H244V203H243ZM34 206V205H33ZM89 206H90V204H89ZM91 206H92V203H91ZM247 206V205H246ZM253 206V205H252ZM251 206V207H252ZM1 207H0V213H4V211L6 212V210H4V211H2L1 212ZM5 207V206H4ZM4 207H3V209H4ZM17 207V206H16ZM16 207L14 208V209H16ZM24 207V206H23ZM222 207H224V208H222ZM248 207V206H247ZM100 208V207H99ZM175 208H178V211H177V213H175L176 211H175ZM14 209H12L11 208V210H14ZM96 209V208H95ZM19 210V209H18ZM31 210H33V209H31V208H27V211H31ZM36 210V209H35ZM99 210V209H98ZM10 211V210H9ZM41 213H42V215L43 214H45L46 213V211H45V209H42L41 208ZM53 211V210H52ZM86 211V210H85ZM189 211V212H190ZM12 212V211H11ZM29 213V212H28ZM34 213V212H33ZM57 213H55V214H57ZM6 214V213H5ZM102 214V213H101ZM96 215V214H95ZM98 215H99V213H98ZM2 216V215H1ZM59 215H57L56 216V219H57V217H58ZM77 216H79V215H77ZM211 216H213V218L211 217ZM246 216V217H245ZM247 217V218H248ZM240 218H238V221H240L239 219ZM81 219V218H80ZM93 219V218H92ZM219 219V221H221V225H223V223H224V225L227 227V233H232L231 235H233V236H230V237H233V238H235V240L234 239H232V240H234L233 241V243H230L229 242V244L230 245H228V243L225 245V243H224V245H222L221 243H218L217 242V239L216 238H214V239H212V235H211V233H210V231H208L207 230V228H206V230L204 229L206 226H208V225H210V224H212L211 222H213L214 221V225H216L215 223L217 222V220ZM252 219V218H251ZM256 219V218H255ZM256 219V220H257ZM76 220H77V218H76ZM247 220V219H246ZM92 221V222H93ZM237 221V222H238ZM241 221H244L243 219L241 220ZM252 221H254V220H252ZM96 222V223H97ZM261 222V221H260ZM25 223V222H24ZM73 223V222H72ZM76 223V222H75ZM95 223V224H96ZM247 223V222H246ZM94 224V225H95ZM12 225V224H11ZM10 225V226H11ZM26 225V224H25ZM219 225V224H218ZM223 225V226H224ZM238 225V224H237ZM246 225V224H245ZM249 225V224H248ZM247 225V226H248ZM224 226V227H225ZM251 226H253V225H251ZM250 226V227H251ZM255 226V225H254ZM8 227V226H7ZM13 227V226H12ZM220 227V226H219ZM223 227V228H224ZM244 227V226H243ZM242 227V228H243ZM249 227V226H248ZM258 227V226H257ZM40 228V227H39ZM48 228V227H47ZM209 228V227H208ZM251 228H253V227H251ZM255 228V227H254ZM33 229H35V228H33ZM91 229H93V228H91ZM97 229H99V228H97ZM220 229H221V227H220ZM226 229V228H225ZM245 229L246 230H248L247 229V227H245ZM256 229V228H255ZM254 229V230H255ZM9 230V229H8ZM94 230V229H93ZM100 230H98V231H100ZM102 230V232L103 233H105V231H103ZM211 230V229H210ZM213 230V229H212ZM39 232V231H38ZM96 232V231H95ZM211 232H213V231H211ZM216 232V231H215ZM226 232V231H225ZM224 232V233H225ZM34 233V232H33ZM38 234V233H37ZM223 234V233H222ZM35 235V234H34ZM33 235V236H34ZM214 235H216V234H214ZM218 235H220V233L218 234ZM263 235V237H261ZM90 236H92V234L90 235ZM228 236V235H227ZM102 237V236H101ZM104 237V236H103ZM215 237V236H214ZM223 237V235H221V238ZM229 237V238H230ZM29 238V237H28ZM228 238V237H227ZM224 239V238H223ZM226 239V238H225ZM105 239H104V242H102V240L99 242V243H105L106 244V241ZM219 240V239H218ZM229 239H227V241H228ZM251 240H253V241H251ZM27 241H28V239H27ZM99 241V240H98ZM231 241V240H230ZM249 241V243H247ZM83 242H85L84 240H83ZM112 242V241H111ZM110 242V243H111ZM134 242V241H133ZM220 242H221V240H220ZM253 242V243H252ZM4 243V242H3ZM95 243V242H94ZM99 243H96V245L97 244H99ZM20 244V243H19ZM69 244V243H68ZM74 244V243H73ZM77 244V243H76ZM86 244V243H85ZM85 244H84V246H85ZM104 244V245H105ZM112 244H113V242H112ZM141 244V243H140ZM140 244H138V245H140ZM100 245V244H99ZM98 245V246H99ZM108 245V244H107ZM114 245V244H113ZM144 245V244H143ZM142 245V246H143ZM228 245V246H227ZM95 246V245H94ZM110 246V245H109ZM109 246H102V250H104L103 252H105L104 254L102 253V252H100V254H99V259H100V261H99V264H109L110 263V258L112 259V257H110V256H108L109 255V253H110V251H109V249H110V247ZM116 246V245H115ZM118 246V245H117ZM132 246V245H131ZM17 247V246H16ZM60 247V246H59ZM100 247V246H99ZM99 247H97V249L99 248ZM130 247V246H129ZM141 247V246H140ZM190 247H192V249L190 248ZM82 248V247H81ZM95 248H96V246H95ZM101 248V247H100ZM191 250H190V249ZM258 248V249H259ZM16 249V248H15ZM46 249V248H45ZM59 249V248H58ZM67 249H69V248H67ZM115 249V248H114ZM126 249V248H125ZM138 250H137V252L139 251V248H137ZM133 250V249H132ZM141 250H142V247H141ZM140 250V252L139 253H141L142 251ZM255 250V251H254ZM2 251H4L3 249L1 250V252ZM46 251V250H45ZM69 251V250H68ZM134 251V250H133ZM132 251V252H133ZM253 251H254V253H253ZM58 252V251H57ZM90 252H91V250H90ZM98 252V250L96 251V253ZM46 253V252H45ZM107 253V254H106ZM191 253V254H192ZM253 255H252V254ZM14 254V253H13ZM138 254V253H137ZM142 254V253H141ZM195 253H193V255H194ZM248 254H251V256H249ZM140 255V254H139ZM138 255V256H139ZM192 255V256H193ZM247 255L249 256V257H247ZM112 256H114V255H112ZM133 256V255H132ZM137 256V257H138ZM141 256V255H140ZM142 256H141V258H142ZM159 256V255H158ZM189 256H191V255H189ZM188 256V257H189ZM110 257V258H109ZM128 257V256H127ZM135 257V256H134ZM163 257H164V255H163ZM159 258V257H158ZM183 258V257H182ZM192 258H195L194 256L192 257ZM98 259V260H99ZM114 259V258H113ZM131 259V258H130ZM137 259H139V258H137ZM143 259V258H142ZM147 259H144V260H142V261H139V260H137V262H141V264H147L148 263V261H147ZM83 260V259H82ZM132 260V259H131ZM141 260V259H140ZM196 260H197V258H196ZM90 261V260H89ZM95 261V260H94ZM130 261V260H129ZM135 261V260H134ZM134 261H132V262H134ZM116 262V261H115ZM147 262V263H146ZM113 263H114V261H113ZM112 263V264H113ZM150 263V262H149ZM195 263V262H194ZM197 263V262H196ZM111 264V263H110ZM129 264V263H128ZM134 264H136V263H134ZM138 264V263H137ZM152 264V263H151ZM153 264H157V263H153Z\"/></svg>", "mask_w": 264, "mask_h": 264}]
</instances>
